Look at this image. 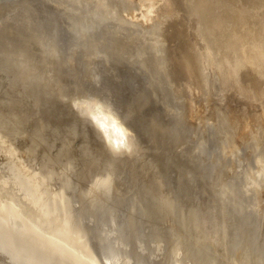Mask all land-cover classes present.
I'll list each match as a JSON object with an SVG mask.
<instances>
[{
    "label": "rangeland",
    "instance_id": "obj_1",
    "mask_svg": "<svg viewBox=\"0 0 264 264\" xmlns=\"http://www.w3.org/2000/svg\"><path fill=\"white\" fill-rule=\"evenodd\" d=\"M31 1V3H30ZM0 2V75L2 77H0V133H2V135L4 136L5 140L11 144H16L18 146V144H20L18 147L23 148V150L20 151V149H18V147L16 146L17 150H19V155L21 154V156H23L22 158L26 161H28L27 163H34L36 162V164L38 163L39 167L36 165L35 167V175H37L38 177L35 176L36 180L33 181L32 179L30 180L29 176L31 177V175L29 174V172H27L26 170L22 169L19 167V165L14 162V158H7L5 155L0 156V198H4V199H0V215L1 217L4 215H8L9 214V223L12 231L10 228H8L7 226H5L2 222H0L2 225V228L0 226V230L1 234L3 232L2 235H0V264H16L14 258L20 262V264H89L90 262H92L91 264H101V263H105V264H113V263H119L121 262V264H126L127 260H131L128 262V264H256V260H257V264H264L263 260H264V248H260L261 246L264 247V234L262 233V231L264 232V177L258 179V173H260V171L258 172L259 166H256V162L255 159L257 158V155L259 154V152L264 156V119H262L260 117L259 119V114L258 117L256 116V113L259 111V109L253 105H247L245 110L242 108V104H244L241 101H237V100H228L226 101L223 105H225V107H230L229 108H225L223 105H221L223 112L228 110V113L225 112L220 114V110L218 112V108L216 107L217 105H215L214 103H212V107L213 105L215 106L214 108L211 107V109H208L206 111V115L204 113L201 114V116H197L195 117H191L189 114V109H188V105L186 100H184L185 102H180V100L183 99V95H181L180 91H176L170 86L172 84L176 85L178 83V85L180 84L179 79L182 82L183 77H186V73L185 75L182 77V79L180 78L183 74L181 73H177V75L179 76V74L181 76H179V78L176 76L177 71H181L179 69H182L181 72H184L185 70H183V62L179 59H177V57L175 58V56L173 55V53L170 51V54L174 57V59L172 60V56L171 59L169 61L170 64L174 69V71L172 70V67H170V72L173 71V73L171 74V76L173 78L169 79L167 78V76L164 74V72L160 71V69L158 68V66H155V62L153 60L152 54L150 53L149 50H145V48H142L139 46V51H137L135 53L138 47V45L136 43V45H134L133 43L131 44V41L128 40H121V38H117L115 36H110L111 41L114 42L118 41L115 43H111L110 41V37L109 39H107V45L103 44L102 48H107V51L105 49L106 52H104V55L108 58L109 60L107 61V64H105L106 62V57L105 59H103L104 61L101 63L102 68H104V71L106 72V74H108V77L110 78V85L113 88V91L116 95L117 100L119 101L126 117L128 118L129 122L131 123L134 132L139 136H137L138 140V144H137V149L134 148L132 150V152H127L128 154H123V153H112L110 152L105 146L103 147V143L101 142V140L99 139V137L96 135V133L93 131V129L91 128V125L89 124V121L87 120L86 117L83 118L84 115L80 114L77 115V111H75V109L72 107L70 101H69V94L68 92L70 91V89H72L74 87V84H72L73 82L69 80V78L74 77V79H82V77L85 75L87 78V75L85 74L86 70L84 68L83 65V56L81 55L82 53L84 54V51L82 49V46L80 45V40L79 37H77L76 33L75 37L73 35V33H70L72 30L69 28V25H65L66 21L64 23V21L62 20L61 17L57 16V15H53L49 12H52L51 10L47 12H44L46 10H42L44 8H41L40 6V1L38 0L36 3V0L32 1V0H27L24 3H20V4H12V3H8L7 2ZM34 3V4H32ZM4 4V6H3ZM37 8H36V6ZM13 5V6H11ZM3 6V7H2ZM10 6V9H9ZM31 6H34V12H33V8ZM13 7V8H12ZM18 7V9L16 8ZM19 7H21V9H19ZM31 7V8H30ZM8 8V9H7ZM28 8V9H27ZM41 8V9H40ZM6 11H5V10ZM16 11H15V10ZM25 9V10H24ZM27 9V11H26ZM38 9V10H37ZM32 10V11H31ZM36 10V11H35ZM11 11V12H9ZM24 11V12H22ZM41 14V11L43 13H45V15L47 14L46 17L39 14ZM13 12V13H12ZM19 12V13H18ZM21 12V13H20ZM28 12V13H27ZM33 12V13H32ZM30 13V14H29ZM38 13V14H37ZM6 14V16H5ZM13 14V15H12ZM20 14V15H19ZM24 14V15H23ZM38 15L35 17V15ZM2 15V16H1ZM27 15V16H26ZM33 16V17H32ZM43 16V17H42ZM9 19H7V18ZM29 19H28V18ZM40 17V19H39ZM52 17V18H51ZM54 17V18H53ZM18 18V19H15ZM35 18V19H34ZM45 18V19H44ZM61 18V19H60ZM6 19V20H5ZM26 19V20H25ZM34 21H33V20ZM45 21H43V20ZM48 19V21H47ZM51 19V20H50ZM55 19V20H54ZM22 20V21H21ZM30 20V21H29ZM58 20V21H57ZM7 21V22H6ZM27 21V22H26ZM37 21V22H36ZM47 21V22H46ZM56 21V22H55ZM26 22V23H25ZM53 22V24H52ZM64 23V24H60V23ZM29 23V24H27ZM31 23V24H30ZM39 23V24H38ZM41 23V24H40ZM46 23V24H45ZM4 24V25H3ZM17 24V25H16ZM25 24V25H24ZM27 24V25H26ZM33 24V25H32ZM36 24V25H34ZM44 24V25H43ZM49 24V26H48ZM56 24H60L59 26ZM40 26L39 28L37 27ZM65 25V26H64ZM5 26V28H4ZM13 26V29H11ZM15 26V27H14ZM18 26V27H17ZM23 26V27H22ZM33 26V28L31 27ZM57 27V30H55V28ZM62 26V27H61ZM64 26V27H63ZM66 26L68 28H66ZM11 27V28H10ZM21 27V28H20ZM44 27V28H43ZM59 27V28H58ZM2 28V30H1ZM32 33H29V30ZM54 28V29H53ZM64 28L65 32L64 31ZM18 29V30H17ZM23 29V30H22ZM35 29V30H34ZM42 30L41 32L38 30ZM47 29V30H46ZM52 32H51V30ZM69 29L71 31H69ZM4 30V31H3ZM12 30V31H10ZM21 30V32H20ZM32 30V31H31ZM55 30V31H54ZM7 31V32H6ZM24 31V32H23ZM27 33H26V32ZM37 31V34H36ZM48 31V32H47ZM17 32V33H16ZM39 32V33H38ZM46 32V33H45ZM67 34H65V33ZM74 32V31H72ZM5 33V35H4ZM14 33V34H13ZM21 33V34H20ZM26 33V34H25ZM41 33V34H40ZM46 35H45V34ZM51 33V34H50ZM54 33V34H53ZM70 33V35H68ZM3 34V35H2ZM13 34V35H12ZM20 34V35H18ZM35 34V35H34ZM50 34V35H47ZM60 34V35H59ZM62 34H63V38H62ZM65 34V35H64ZM7 35V36H6ZM28 35V36H27ZM30 35L32 36V38L30 37ZM5 38H4V37ZM10 36V37H9ZM16 36V37H15ZM35 36V37H34ZM39 36V37H38ZM40 36H43L42 38H40ZM46 36V37H45ZM53 36V37H51ZM57 36V37H56ZM61 36V38H60ZM65 36L67 37L66 39ZM20 37H23L22 39H19ZM29 37V38H28ZM34 37V40H33ZM46 39H45V38ZM73 39V40H71ZM10 38V39H9ZM36 38V39H35ZM38 38V39H37ZM56 38V39H55ZM28 39V41H27ZM44 42L45 46L50 45L51 46H47L52 48L53 43L55 44L54 46H56L58 44V46H56V50L58 53V57L60 56V58L62 59L61 62H59L61 59H59V61H52L50 62V64H52V70H49L47 67L46 69H48L50 71V73H48L49 71L45 69V65L42 63V61H40V52L38 53L36 46H38V44L42 43L41 46L45 47L43 42H38L37 40H39ZM48 39V40H47ZM13 40V41H12ZM21 42H20V41ZM47 40V41H46ZM50 40V41H49ZM54 40V41H53ZM59 40V41H58ZM66 40H70L65 42ZM79 40V41H78ZM116 40V41H115ZM27 41V42H26ZM36 41V42H34ZM47 43H46V42ZM55 41H57V43H55ZM73 41V42H72ZM109 41V42H108ZM121 41V44H120ZM123 41V43H122ZM126 41V42H125ZM4 42V43H3ZM20 42V43H19ZM25 42V43H23ZM64 42V43H63ZM70 42V44H69ZM8 43V44H7ZM11 43V44H9ZM13 43V44H12ZM27 43V44H26ZM65 45H63V44ZM72 43V44H71ZM111 43V44H109ZM117 43L120 44V47H118ZM125 43V44H124ZM127 43V45H126ZM129 43V44H128ZM7 44V45H6ZM20 49H19V45ZM26 44V45H25ZM33 44V45H32ZM37 44V45H36ZM39 44V45H40ZM47 44V45H46ZM60 44V45H59ZM83 44V43H81ZM13 45V48L12 46ZM30 45V48H29ZM70 45V46H69ZM75 47H74V46ZM78 45V46H77ZM82 49V52H80V46ZM110 46V49L108 48ZM125 47H124V46ZM133 45V47H132ZM6 46V48H5ZM9 46V50L7 49ZM16 46V47H15ZM64 46V47H62ZM108 46V47H105ZM123 46V47H122ZM128 46L130 48L131 52H128L129 48L126 47ZM28 47V48H27ZM64 49H62V48ZM69 47V48H68ZM111 47H114L113 49H111ZM116 47V48H115ZM118 47V48H117ZM170 47V46H169ZM77 48V49H76ZM79 48V49H78ZM103 48V49H104ZM121 48V51H120ZM127 49V51L125 49ZM134 48H136L135 50H133ZM4 49H6L4 51ZM25 49V50H24ZM49 49V48H48ZM73 49V51H72ZM119 49V50H118ZM143 49L145 51V53H147L146 55H142V53L144 54ZM2 50V51H1ZM15 50V51H13ZM20 52H19V51ZM62 50V51H61ZM79 50V51H77ZM110 50V51H109ZM113 50V51H112ZM115 50V51H114ZM118 50V51H117ZM9 51V52H8ZM23 51V52H21ZM33 51V52H32ZM36 51V52H35ZM124 51V52H123ZM142 51V53H141ZM149 51V52H146ZM13 52V54L11 53ZM62 52V53H61ZM65 52H69V53H65ZM71 52V53H70ZM76 52V53H75ZM79 52V53H78ZM113 52V53H110ZM117 52L119 53H124L119 55L117 54ZM128 54L130 55H127ZM141 55L143 57H148L149 53L151 55V57L149 56V58L147 59V61L144 60V58L142 60H144L142 66V60L141 58L139 60H134V58H132V55H134L133 57H135L136 55ZM16 53V54H15ZM38 53V54H36ZM61 53V54H59ZM107 53V54H105ZM110 53V54H109ZM5 54V55H4ZM7 54V55H6ZM63 54V55H62ZM75 54L77 55L78 58H76ZM111 56H109V55ZM113 56H112V55ZM9 55V57H8ZM12 55V56H11ZM23 55V56H22ZM41 55V54H40ZM66 55V56H65ZM69 55H72L69 56ZM124 55V56H123ZM137 55V56H138ZM140 55V56H141ZM11 56V57H10ZM15 56V58H14ZM28 56V57H27ZM135 57V59H137L138 57ZM22 57V58H21ZM39 57V58H38ZM64 57V58H63ZM66 57V58H65ZM117 61H116V59ZM124 57V58H123ZM126 57H128L126 59ZM29 58V59H28ZM32 58V59H31ZM73 59V62L69 60ZM82 58V60H80ZM107 58V59H108ZM131 58V62L130 59ZM152 58V59H151ZM3 59V60H2ZM22 59V60H21ZM28 59V60H27ZM37 62H36V60ZM68 59V60H66ZM79 59V60H78ZM111 59V60H110ZM114 59V60H113ZM121 59H125L124 61ZM21 60V61H20ZM78 60V61H77ZM177 60V61H176ZM4 61V62H3ZM17 61V62H16ZM27 61V62H26ZM34 61V62H33ZM64 61V62H63ZM66 61V62H65ZM83 61V62H82ZM133 61V64H131ZM138 61V62H137ZM140 61V63H139ZM149 61H152L149 63ZM172 61V62H171ZM173 61H175L173 63ZM58 64H57V63ZM72 62V63H71ZM82 62V63H81ZM113 62V63H112ZM121 62V64H120ZM135 62V63H134ZM179 62V65L177 66L176 64ZM6 63V64H5ZM13 63V64H12ZM26 63V64H25ZM28 63V64H27ZM34 65L35 64H39L38 65ZM56 65H55V64ZM74 63V65H73ZM79 65H78V64ZM119 63V64H118ZM130 63V64H129ZM148 64V68L149 67H157L156 69L154 68H149L151 71H153V74L156 76L154 78V76L151 74L152 72L147 69V66L144 65ZM153 63L154 65L152 66ZM65 64V65H64ZM77 64V67L80 66V68L75 67V65ZM82 64V65H81ZM123 64V65H122ZM127 64V65H126ZM139 64V65H138ZM181 64V65H180ZM9 65V66H7ZM15 65V66H14ZM29 67H28V66ZM42 65V66H40ZM60 65V66H59ZM71 65V66H69ZM133 65V68L132 66ZM176 65V66H175ZM31 66V67H30ZM62 66V67H61ZM66 68H65V67ZM110 66V67H109ZM112 66H114L113 68H111ZM118 66V67H117ZM130 68H129V67ZM139 66V67H138ZM182 68H179L181 67ZM7 67V68H6ZM9 67V69H8ZM20 67V68H19ZM64 67V69H63ZM69 67V68H68ZM72 67V68H70ZM118 69H117V68ZM122 67V68H121ZM135 67V68H134ZM144 69H143V68ZM2 68V69H1ZM12 68V70H11ZM17 68V69H16ZM43 68V70H42ZM57 68V69H56ZM68 68V69H67ZM108 68V69H107ZM127 68V69H126ZM141 68L143 70H141ZM7 69V71H6ZM29 69V70H28ZM35 69V71H34ZM56 69V72H54ZM62 69V70H60ZM69 69H71V72ZM78 69V70H76ZM115 69V70H114ZM117 69V70H116ZM123 69V70H122ZM130 69V70H129ZM134 69V70H133ZM147 69V70H145ZM9 70V71H8ZM19 70V71H18ZM22 70V71H21ZM40 70V72H39ZM67 70V71H66ZM80 70V71H79ZM111 70V72H109ZM120 70V71H119ZM140 72H139V71ZM14 71V72H13ZM16 71V72H15ZM38 71V72H37ZM44 71H46L44 73ZM48 71V72H47ZM54 73H53V72ZM58 71V72H57ZM60 71V72H59ZM70 71V72H69ZM123 71V72H122ZM127 71V72H125ZM130 71V73L128 74V72ZM147 73H146V72ZM160 71V72H159ZM9 72V73H8ZM117 72V73H116ZM119 72V74H118ZM155 72V73H154ZM22 73V75H21ZM48 73V74H47ZM62 73V74H61ZM79 73V74H78ZM115 73V74H114ZM136 73V74H133ZM152 76V81H151V76ZM162 75H161V74ZM175 73V74H174ZM4 74V75H3ZM52 74V75H51ZM61 74V75H60ZM65 74V75H64ZM81 74V76H79ZM144 74V75H142ZM175 78H174V75ZM28 75V76H27ZM43 75V76H42ZM48 75V76H47ZM55 75V76H53ZM63 75V77H62ZM69 75V76H68ZM73 75V76H72ZM75 75V76H74ZM79 77H78V76ZM121 75V76H120ZM165 75V77H164ZM46 76L48 78H46ZM50 76V77H49ZM53 76V77H52ZM59 76V77H58ZM66 76V77H64ZM84 76V77H85ZM115 76V77H114ZM129 76V77H126ZM142 76V77H141ZM160 76V77H159ZM163 76V78H162ZM23 77V78H22ZM28 77V78H27ZM58 77V78H57ZM83 77V78H84ZM120 77V78H119ZM132 77V78H131ZM134 77V81L133 80ZM156 77L158 78L156 81ZM176 77L178 79H176ZM40 78V79H39ZM42 78V79H41ZM54 78V79H53ZM56 78V79H55ZM116 78V79H115ZM128 80H127V79ZM139 78V79H137ZM160 78V79H159ZM162 78V79H161ZM38 79V80H37ZM49 79V81H48ZM113 79V80H112ZM116 82H115V80ZM121 79V81H120ZM132 79V80H130ZM173 79L177 80V83L173 81ZM185 79V78H184ZM10 80V81H9ZM13 82H12V81ZM23 80V84L22 81ZM30 80V81H29ZM85 80V78H84ZM118 80V81H117ZM161 80V81H159ZM167 80V82H166ZM44 81V82H43ZM75 81V80H73ZM77 81V80H76ZM75 81V82H76ZM114 81V82H113ZM120 81V82H119ZM134 81V82H133ZM145 81V82H144ZM173 81V82H170ZM52 82V83H51ZM57 82V83H56ZM71 82V83H70ZM74 82V83H75ZM83 82V79H82ZM81 81H79V83L83 84ZM86 84L87 82L84 81ZM124 82V83H123ZM128 84L126 85L125 84ZM133 82V85H132ZM144 82V85L143 83ZM154 82V83H153ZM161 85L158 84V83ZM161 82V83H160ZM164 82V83H163ZM166 82V84H165ZM6 83V84H5ZM13 83V86H12ZM27 83V84H26ZM30 83V84H29ZM40 83V84H37ZM50 83V84H49ZM54 83V84H53ZM56 83V86H55ZM63 83V84H62ZM119 83V84H118ZM141 83V84H140ZM150 85H148V84ZM176 83V84H175ZM3 84V86H2ZM61 84V89L60 90V85ZM68 84V85H66ZM71 84L73 86H71ZM146 84V86H145ZM169 84V85H168ZM19 85V86H18ZM29 85V86H28ZM53 85V86H52ZM59 85V86H58ZM65 85V86H63ZM69 85L71 86L70 88ZM120 85V86H119ZM142 85V86H141ZM154 85V86H153ZM156 85V86H155ZM157 85L158 88H157ZM165 85L169 86L167 88V86L165 87ZM10 86V87H9ZM47 86V87H46ZM125 86V87H124ZM128 86V87H126ZM137 86V87H136ZM141 87V88H138ZM152 86V87H150ZM166 88V90L163 88ZM21 87V88H20ZM66 87V88H65ZM83 87H88V86H83ZM117 87V88H116ZM130 87V89H129ZM134 87V88H133ZM154 87V88H153ZM171 87V88H170ZM23 88V89H22ZM31 88V89H30ZM54 88V89H53ZM150 88V89H148ZM2 89V90H1ZM9 89V90H8ZM29 89V90H28ZM38 89V90H37ZM47 89V90H45ZM69 89V90H68ZM123 89V90H122ZM132 89V90H131ZM137 91H134V90ZM140 89V90H139ZM142 89V90H141ZM147 89V90H146ZM156 89V91H154ZM164 89V91L166 93H169L170 95L166 94L164 91H162ZM171 89V90H170ZM172 89L174 91H172ZM7 90V91H6ZM28 90V91H26ZM32 90V91H30ZM49 90V91H48ZM120 90V91H119ZM144 90V92H143ZM154 92H153V91ZM158 90V91H157ZM161 90V91H160ZM72 91V90H71ZM70 91V93H71ZM117 91V92H116ZM123 91V92H122ZM125 91V92H124ZM129 91V92H128ZM133 91V92H132ZM145 91H148L145 93ZM172 91V92H171ZM6 92V93H5ZM51 92V93H50ZM124 94H122V93ZM128 92V93H126ZM131 92V93H130ZM139 94H138V93ZM143 92V93H140ZM157 92V93H155ZM164 95H163V93ZM174 92L176 94H174ZM30 93V94H29ZM66 93V94H64ZM120 93V94H118ZM126 93V94H125ZM135 93V94H134ZM137 93V94H136ZM160 93V94H159ZM172 93V94H171ZM20 94V95H19ZM27 94V95H26ZM64 94V95H63ZM68 94V96H67ZM133 95V97H131V95ZM141 94V97H140ZM159 94V95H158ZM178 94L180 96H178ZM4 95V96H3ZM11 95V97H10ZM39 95V96H38ZM59 95V96H58ZM62 95V96H61ZM124 95V96H123ZM128 95V96H127ZM137 95V96H136ZM151 95H153L151 98ZM157 95V96H154ZM167 95V96H166ZM178 96V97H175ZM19 96V97H18ZM22 96V97H21ZM32 98H31V97ZM120 96V97H119ZM135 96L137 98H135ZM139 96V97H138ZM146 100H145V98ZM159 96V97H158ZM160 96H162L160 98ZM174 96V97H173ZM18 97V98H17ZM35 97V98H34ZM38 97V99H37ZM66 99V101H64V99ZM67 97V98H65ZM123 97V100H122ZM125 97V98H124ZM130 97V98H129ZM144 100H142L143 98ZM148 97V99H147ZM166 97V99L164 98ZM168 97L170 99H168ZM62 98V99H61ZM119 98V99H118ZM127 98V99H126ZM181 98V99H180ZM32 99V100H31ZM56 99V100H54ZM141 99V100H140ZM160 99V100H159ZM162 99V100H161ZM166 101H164V100ZM175 99V100H173ZM180 99V100H179ZM185 99V98H184ZM16 100V101H15ZM20 100V101H19ZM39 100V101H38ZM42 100V102H41ZM135 100V101H134ZM137 100V101H136ZM150 103H149V101ZM155 100V101H154ZM179 104L178 103V101ZM22 101V103H21ZM37 101V102H36ZM64 101V102H63ZM140 101V102H139ZM147 102L144 103L143 102ZM161 101V102H160ZM170 101V102H168ZM176 101V102H175ZM183 101V100H182ZM18 102V103H17ZM20 102V103H19ZM34 102V103H32ZM68 102V103H67ZM132 102V103H131ZM153 102V103H152ZM158 103L157 105L155 104ZM236 102V103H234ZM238 102V104H237ZM10 103V104H9ZM15 103V104H14ZM28 103V104H27ZM70 103V104H69ZM124 103V104H123ZM129 104V107L127 104ZM140 103V104H139ZM175 103V105H174ZM177 103V104H176ZM230 103V104H227ZM233 103V104H232ZM3 104V105H2ZM5 104V105H4ZM9 104V105H8ZM23 104V105H22ZM37 104V105H36ZM61 104V105H60ZM68 104V105H67ZM131 104V105H130ZM136 104H138L136 106ZM151 104V107H150ZM154 104V105H153ZM171 104V105H170ZM183 104V105H182ZM185 104V105H184ZM240 108L241 106V110L243 109V111L238 110L239 108L236 107L237 105ZM8 105V106H6ZM16 105V106H15ZM21 105V106H20ZM136 109H135V107ZM174 105V106H173ZM234 105V108H232V106ZM236 105V106H235ZM38 106V107H37ZM41 106V107H40ZM125 106V107H124ZM133 106V107H132ZM140 106H142L140 108ZM155 106V107H154ZM170 106V107H169ZM173 106V107H172ZM249 106V107H248ZM24 107V108H23ZM28 107V108H27ZM144 107V108H143ZM149 107V109H148ZM162 107V108H161ZM172 107V108H171ZM179 107V108H178ZM183 107V108H182ZM257 108V110L255 111V109ZM10 108L12 110H10ZM68 108V109H67ZM129 108V109H128ZM131 108V109H130ZM133 108V109H132ZM139 108V111H137ZM143 108V109H142ZM147 108V109H145ZM165 108V109H164ZM177 108V110H176ZM182 108V109H181ZM187 108V109H185ZM215 108H217L215 110ZM233 110H232V109ZM251 108V109H250ZM16 109V110H15ZM36 109V110H35ZM72 109V110H71ZM74 109V111H73ZM127 109V110H125ZM135 109V110H134ZM143 111H141V110ZM158 109V110H157ZM170 109V110H169ZM175 109V110H174ZM213 109V113H211ZM221 109V108H220ZM221 109V110H222ZM4 110V111H3ZM8 110V111H7ZM132 110V112H131ZM149 110V111H148ZM173 110V111H172ZM188 110V111H187ZM249 110H253V112L249 111ZM18 111V112H17ZM32 111V113H31ZM61 111V112H60ZM135 111V112H134ZM137 111V112H136ZM179 111V112H178ZM188 113H186V112ZM230 111V113H229ZM232 111V113H231ZM237 111H239L240 113L242 112V116H250L252 115V119L251 117H248V124L250 125L248 127L250 128H246L244 132L242 133H238L236 131H238V127L239 123L241 120H234L236 119L234 116H238ZM246 111V112H244ZM17 112V113H16ZM21 112V113H20ZM42 112V113H40ZM69 112V113H68ZM131 114H130V113ZM139 112V113H138ZM145 112V113H144ZM167 112V114H166ZM186 114H185V113ZM218 112V113H216ZM244 112V114H243ZM250 112L252 114H250ZM136 113V114H135ZM142 113V114H140ZM151 113V114H150ZM156 113V115H155ZM183 115L181 116L180 115ZM216 113V114H215ZM23 114V116H22ZM40 114V115H39ZM129 114V115H128ZM153 114V115H152ZM178 115V116H174V115ZM187 114L189 117H187ZM213 114V116L211 115ZM224 114V115H223ZM226 114H228L229 116H227ZM255 114V117L254 115ZM9 115V116H8ZM30 115V116H29ZM82 115V116H80ZM133 115H135L134 117H132ZM140 115V116H139ZM169 115V116H168ZM173 115V116H172ZM211 118L210 120L208 119V116ZM212 117H211V116ZM34 116V117H33ZM75 116V117H74ZM146 116V117H145ZM161 116V118H160ZM218 120H217V118ZM222 116H226V118H222L225 119V121L222 122V120H220ZM36 117V118H35ZM137 117V118H136ZM141 117V118H140ZM185 117V118H184ZM200 117H204L205 119H208L209 121L205 120V119H199ZM207 117V118H206ZM215 117V118H214ZM228 117V118H227ZM230 117H234L233 119H231ZM18 118V119H17ZM28 118V119H27ZM35 118V119H34ZM131 118V119H130ZM136 118V119H135ZM143 118V120H142ZM190 118V119H189ZM220 118V119H219ZM230 118V119H229ZM244 118V117H243ZM257 118V120H256ZM33 119V120H32ZM44 119V120H43ZM65 119V120H64ZM149 119V120H148ZM179 119V121L177 120ZM192 119V120H191ZM215 119V120H214ZM4 120V121H3ZM19 120V121H18ZM40 120V121H39ZM83 120V121H81ZM137 120V121H136ZM140 120V121H139ZM162 120V121H161ZM185 120V121H184ZM200 120V121H198ZM205 120V122H204ZM218 124H216L217 122ZM233 121L234 123H230V121ZM251 120H253L254 123L251 122ZM258 120L261 122H258ZM263 120V121H262ZM23 121V122H21ZM30 121V122H29ZM36 121H38L36 123ZM81 121V122H80ZM85 121V122H84ZM88 121V122H87ZM137 123H136V122ZM175 121V122H174ZM197 123H194V122ZM203 121V123L201 122ZM207 121V122H206ZM213 121L211 124L209 122ZM229 122L228 126L230 125V128L228 127H224V125H227V123ZM16 122V123H15ZM19 122V123H18ZM28 122V123H27ZM34 122V124H33ZM45 122V123H44ZM80 122V123H79ZM87 122V123H86ZM140 122V124H139ZM145 122V123H144ZM152 122V123H151ZM174 122V123H173ZM193 122V123H191ZM200 122V123H198ZM224 123V125H222V123ZM251 122V124H249ZM258 122V123H255ZM25 123V124H24ZM44 123V124H43ZM134 123V124H133ZM181 123V124H180ZM188 123V124H187ZM207 123V124H206ZM210 125H209V124ZM221 123V124H220ZM238 123V126H236ZM261 123V124H260ZM43 124V125H41ZM76 124V126H75ZM158 124V125H157ZM183 124V125H182ZM190 124V125H189ZM196 124V125H195ZM199 124V126H197ZM206 124V126H205ZM233 126H232V125ZM236 124V125H235ZM13 125V126H12ZM20 127H19V126ZM23 125V126H22ZM57 125V126H56ZM136 125V126H135ZM147 125V126H145ZM181 125V126H180ZM195 125V126H194ZM208 125V126H207ZM255 125H257V127H255ZM259 125V127H258ZM16 126V127H15ZM88 126V127H87ZM141 126V127H140ZM143 126V127H142ZM168 126V127H167ZM215 126V127H214ZM220 126L224 127V129H222V127L220 128ZM24 127V128H23ZM42 129H41V128ZM77 127V128H75ZM149 127V128H148ZM162 127V128H161ZM177 127V128H176ZM182 127V128H181ZM212 127V128H211ZM262 127V128H261ZM18 128V129H17ZM38 128V129H37ZM138 128V129H137ZM141 128V129H139ZM174 128V129H173ZM192 128V129H191ZM199 130H198V129ZM201 128V129H200ZM204 128V130L202 129ZM210 128V129H208ZM215 128V129H214ZM220 128V129H219ZM226 128V129H225ZM236 128V131H235ZM261 128V129H260ZM8 129V130H7ZM17 129V130H16ZM20 129V130H19ZM33 129V130H32ZM44 129V130H43ZM143 129H146L143 131ZM184 129V130H183ZM217 129V130H216ZM222 129V130H221ZM253 129V130H252ZM30 130V131H29ZM37 130V131H36ZM40 130V131H39ZM66 130V131H65ZM71 130V131H70ZM76 130V131H75ZM83 130V131H82ZM138 130V131H137ZM149 130H151V133ZM186 130V132H185ZM198 130V131H197ZM214 130V131H213ZM226 130V131H224ZM249 130V131H248ZM257 130V131H256ZM18 131V132H17ZM34 131V132H33ZM89 131V132H88ZM138 133H137V132ZM143 131V133L141 132ZM174 131V132H173ZM178 131V132H177ZM184 131V132H183ZM191 131V132H189ZM202 131V133H200ZM204 131V132H203ZM211 133H210V132ZM222 131V132H221ZM4 132V133H3ZM8 132V133H6ZM25 132V133H24ZM28 132V133H27ZM54 132V133H53ZM59 132V133H58ZM73 132V133H72ZM145 133V135H143ZM151 134H150V133ZM172 132V133H171ZM182 134H181V133ZM196 132V133H195ZM209 132V133H207ZM217 132V133H216ZM231 132V133H230ZM246 132V133H245ZM249 132V133H248ZM256 135H255V133ZM258 132V133H257ZM262 134H260V133ZM19 133V134H18ZM47 133V134H46ZM52 133V134H50ZM68 133V134H67ZM167 133V134H165ZM214 133V134H213ZM236 133V134H235ZM245 133V134H244ZM6 134V135H5ZM25 134V135H24ZM44 134V135H43ZM65 134V135H64ZM76 136H75V135ZM146 134H149L146 136ZM177 134V137H176ZM203 137H201L200 136ZM210 134H212V138H210L211 136H209ZM219 134L222 135L219 137ZM244 134V135H243ZM10 135V136H9ZM14 135V136H13ZM16 135V137H15ZM18 135V136H17ZM21 135V136H20ZM27 135V136H26ZM61 135V136H60ZM63 135V138H62ZM80 135V136H79ZM142 135V136H141ZM153 135L154 138H153ZM187 135V136H186ZM189 135V136H188ZM195 135V136H194ZM198 135V136H196ZM228 135V136H227ZM250 135V136H249ZM262 139H261V136ZM1 136V134H0ZM2 136V137H3ZM8 136V137H6ZM24 136V137H23ZM38 136V137H37ZM47 136V137H46ZM71 136V137H70ZM75 136V137H74ZM93 138H92V137ZM144 136V137H143ZM191 136V137H190ZM243 136V137H242ZM45 137V138H44ZM59 137V138H58ZM66 137L68 139H66ZM73 137V138H72ZM78 139H77V138ZM146 137V138H145ZM170 137V138H169ZM180 137V138H179ZM190 137V138H189ZM228 139H227V138ZM238 137V139H237ZM252 137V139H250ZM255 137V138H254ZM11 138V139H10ZM21 138V139H20ZM24 138V139H23ZM76 138V139H75ZM141 138V139H140ZM153 139V141L151 142V139ZM218 138V139H216ZM226 138V139H225ZM242 138V139H241ZM254 138V139H253ZM258 138V139H256ZM28 139V140H27ZM50 139V140H49ZM53 139V140H52ZM65 139V140H64ZM89 139V140H88ZM92 139V140H91ZM95 139V142H94ZM97 139V140H96ZM143 139V140H142ZM149 139V140H148ZM161 139V140H160ZM189 139V140H188ZM196 139V140H195ZM213 139V141H212ZM215 139V140H214ZM259 139H261L259 141ZM18 140H20V142L18 143ZM37 140V141H36ZM57 140V141H56ZM71 140V142H70ZM145 140V141H144ZM157 140V141H155ZM194 140V141H193ZM200 140V142H199ZM202 140V141H201ZM205 140V141H204ZM230 140V141H228ZM237 140V141H235ZM33 141V142H32ZM50 141V142H49ZM92 141V142H91ZM144 141V142H142ZM160 141V143H159ZM172 141V142H169ZM196 141V142H195ZM208 141V142H207ZM212 141V142H211ZM216 141V142H215ZM228 141V142H227ZM256 143H254V142ZM23 142V144H21ZM31 144H30V143ZM44 142V143H43ZM58 142V143H57ZM62 142V143H61ZM163 142H165V145L161 144ZM169 142V143H168ZM188 142V143H187ZM191 142V143H190ZM195 144H194V143ZM207 144H206V143ZM210 142V144H209ZM220 142V143H219ZM226 142V143H225ZM230 142V143H229ZM247 142V143H246ZM18 143V144H17ZM46 143V144H45ZM70 145H69V144ZM98 143V144H97ZM155 143V144H154ZM172 143V145L170 144ZM206 145H205V144ZM214 143V144H213ZM216 143V144H215ZM219 143V144H218ZM228 143V144H227ZM241 143V144H240ZM250 143V144H248ZM34 144V145H33ZM38 144H40L39 146H37ZM43 144V145H42ZM56 144V145H54ZM95 144V145H94ZM148 144V145H147ZM150 144V145H149ZM154 144V146H153ZM157 144L159 147H157ZM199 144V145H198ZM213 144V145H212ZM230 144V145H229ZM239 144V145H238ZM247 144V145H246ZM22 145V146H21ZM25 145V146H24ZM47 145V146H46ZM97 145V146H96ZM139 145V147H138ZM147 145V146H145ZM170 148H168V146ZM187 145V146H186ZM210 148H209V146ZM214 145H218L216 148L214 147ZM225 145L227 147H225ZM238 149H243V151H240ZM242 145V146H241ZM32 146V147H31ZM46 146V147H45ZM92 146V147H91ZM96 146V147H95ZM102 148H101V147ZM162 146V147H161ZM165 146V147H164ZM178 146V147H177ZM184 148H182V147ZM193 146L195 148H193ZM198 146V147H197ZM203 146V148L201 147ZM207 148H206V147ZM221 148H220V147ZM231 146V147H228ZM26 149H25V148ZM30 151H29V149ZM35 147V148H33ZM56 147V148H55ZM141 147V148H140ZM145 147V148H144ZM149 147V148H148ZM154 147V148H153ZM157 147V149H155ZM202 149H200V148ZM223 147V148H222ZM40 148V149H39ZM61 148V149H60ZM67 148V149H66ZM76 148V149H75ZM96 148V149H95ZM153 148V149H152ZM161 148V149H160ZM168 148V149H167ZM182 148V149H181ZM199 148V149H198ZM214 148V149H213ZM228 148V149H227ZM232 150H231V149ZM245 148V150H244ZM52 149V152L51 150ZM54 149V151H53ZM64 149V150H63ZM66 149V150H65ZM72 149V150H71ZM103 149V150H102ZM136 149V150H135ZM142 149V150H140ZM144 149V150H143ZM148 149V150H147ZM150 149V150H149ZM180 149V150H179ZM197 149V151H196ZM205 149V150H204ZM215 151H213V150ZM241 149V150H242ZM27 150V151H26ZM34 150V152H33ZM43 150V151H42ZM70 151L68 153V151ZM96 150V151H95ZM135 150V151H134ZM160 150V151H158ZM166 150V151H165ZM169 152H168V151ZM201 150V151H200ZM209 150V151H207ZM224 150V151H223ZM227 150V151H226ZM238 150V151H237ZM67 151V152H66ZM89 151V152H88ZM139 151V152H138ZM145 151V153H144ZM147 151V152H146ZM154 151V152H153ZM163 151V153H162ZM165 151V154H164ZM180 151V152H179ZM211 151V152H210ZM218 151V153H217ZM226 151V152H225ZM234 151V152H233ZM236 151V152H235ZM246 153H245V152ZM60 152V153H59ZM65 152V153H64ZM95 154H93V153ZM98 152V153H97ZM172 152V153H170ZM179 152V153H178ZM194 152V153H193ZM197 152V153H196ZM201 152V154H200ZM205 154H204V153ZM213 152V154H212ZM221 152L222 155H221ZM257 152V153H256ZM48 153V154H47ZM56 153V154H55ZM59 153V154H58ZM69 155H68V154ZM90 153V154H89ZM105 153V154H104ZM149 155H148V154ZM159 153V154H158ZM215 153V154H214ZM227 154H229L228 157ZM231 153V154H230ZM235 153V154H234ZM240 153V154H239ZM8 154V153H7ZM30 154V155H29ZM46 154V156H45ZM63 154H66L63 155ZM101 154V155H100ZM113 154V155H111ZM137 154L140 156L136 157ZM143 156H142V155ZM161 154V155H160ZM176 154V155H175ZM200 154V155H199ZM210 154V155H208ZM219 154V155H218ZM242 154V155H241ZM244 154V157H243ZM253 154V155H252ZM256 154V155H255ZM58 155V156H57ZM64 157H63V156ZM72 155V156H71ZM90 155V156H88ZM111 155V157H110ZM128 155V156H127ZM145 155V156H144ZM159 155V156H158ZM204 155V156H203ZM207 155V156H206ZM216 155V156H214ZM222 157H221V156ZM223 155H226L223 156ZM4 156V157H3ZM37 156V157H36ZM44 156V157H43ZM113 156V157H112ZM135 156V157H133ZM168 156V157H167ZM171 156V157H170ZM172 156H174L175 158H172ZM206 156V157H205ZM239 156V157H238ZM255 156V157H253ZM260 156V155H259ZM258 156V157H259ZM7 159H6V158ZM8 157H10V155L8 154ZM40 157V159H39ZM49 157V159H48ZM55 157V158H54ZM63 157V158H61ZM75 157V158H74ZM89 157V158H88ZM117 157V158H116ZM168 159H167V158ZM170 157V158H169ZM200 157V158H199ZM206 159H205V158ZM216 158V160L214 158ZM238 157V158H237ZM242 157V158H241ZM262 157V156H261ZM4 158V159H3ZM46 158V159H45ZM54 158V159H53ZM59 158V159H58ZM71 158V159H70ZM96 160H95V159ZM128 158V159H127ZM211 158V159H210ZM224 161H223V159ZM227 158V159H225ZM246 158V159H244ZM260 158V157H259ZM263 158V157H262ZM29 159V160H28ZM63 159H67V160H63ZM69 159V160H68ZM91 159V160H90ZM101 159V160H100ZM114 159V160H113ZM177 160V163L174 161ZM212 159H214L212 161ZM221 159V160H220ZM230 159V160H229ZM233 159V160H232ZM237 159V160H236ZM251 159V161H250ZM10 160V161H9ZM22 160V161H24ZM50 160V162L48 161ZM58 162H57V161ZM62 160V161H61ZM109 162H108V161ZM117 160V161H116ZM136 160V161H135ZM148 160V161H147ZM151 160V161H150ZM154 160V161H153ZM164 160V161H163ZM170 160V161H169ZM202 160V161H201ZM209 162H208V161ZM240 160V161H238ZM243 162H242V161ZM258 160V158L256 159ZM264 160V159H263ZM45 161V162H44ZM59 161L61 164H59ZM107 161V162H106ZM167 161V162H166ZM171 161L173 162L171 164ZM221 161V162H220ZM223 161V162H222ZM233 161V162H232ZM236 161V162H235ZM13 162V163H12ZM68 162V163H67ZM75 162V163H74ZM93 164H92V163ZM151 162V163H150ZM154 162V164H153ZM170 162V163H168ZM213 162V163H212ZM240 162V163H239ZM254 162V163H253ZM4 163V164H3ZM12 163V164H11ZM42 163V164H41ZM44 163V166H43ZM53 163V164H52ZM57 163V164H56ZM74 163V164H73ZM88 163V164H87ZM96 163V164H95ZM144 163V164H143ZM147 163V164H146ZM149 163V164H148ZM165 163V165H164ZM168 163L169 167L166 165ZM215 163V164H214ZM225 165H224V164ZM236 163V164H235ZM239 163V164H238ZM242 163V165H241ZM253 163V164H252ZM258 163V162H257ZM50 164V165H49ZM52 164V165H51ZM55 164V165H54ZM63 164V166H62ZM95 164V165H94ZM99 164V166H98ZM118 164V165H117ZM171 164V165H170ZM212 166H211V165ZM221 164V165H220ZM230 164V165H229ZM244 164V165H243ZM251 164V165H250ZM264 164V163H263ZM49 165V166H48ZM84 165V166H83ZM145 165V166H144ZM173 165V167H172ZM177 165V166H176ZM208 165V166H206ZM216 165V166H215ZM228 165V166H227ZM239 165V166H238ZM258 165V164H257ZM14 166V167H13ZM16 166V168H15ZM165 166H167L165 168ZM223 166V170L221 169ZM227 166V168H226ZM235 166V168H234ZM241 166H243L241 168ZM8 167V168H7ZM50 167V168H49ZM53 167V169H52ZM59 167V168H58ZM156 167V168H155ZM171 167V168H170ZM215 167V168H214ZM218 167L221 169L219 170ZM230 167V168H229ZM245 167V168H244ZM19 168V169H18ZM37 168V170H36ZM165 168V170H164ZM179 168V169H178ZM185 168V169H184ZM190 168V169H189ZM202 168V169H201ZM211 168V169H209ZM217 168V169H216ZM226 168V169H225ZM232 168V169H231ZM11 169L13 171H11ZM17 171V173H15V170ZM43 169V170H42ZM50 171H49V170ZM56 169V170H55ZM142 169V170H141ZM161 169V170H160ZM177 169V170H176ZM218 170V172L216 173L215 171ZM242 171L241 173L238 172ZM242 169V170H241ZM253 169V170H252ZM257 169V170H255ZM20 173H19V171ZM23 170V171H22ZM38 170L40 172H38ZM48 170V171H47ZM55 170V171H54ZM59 170V171H58ZM61 170V172H60ZM64 170V171H63ZM116 170V171H115ZM264 170V168H263ZM8 171V172H7ZM42 171L44 173H42ZM53 172V175L52 172ZM75 171V172H74ZM100 171V172H99ZM162 171V172H161ZM168 171V172H167ZM178 171V172H176ZM223 171V172H221ZM225 171V172H224ZM230 171V172H229ZM245 171V172H244ZM254 171V172H253ZM262 171V170H261ZM26 172V174H24ZM37 172V173H36ZM46 172V174H45ZM48 172V173H47ZM56 172V175H55ZM86 172V173H85ZM126 172V173H125ZM131 172V173H130ZM148 172V173H147ZM161 172V173H160ZM174 174H171V173ZM176 172V173H175ZM183 176H182V174ZM187 172V173H186ZM194 172V173H193ZM206 172V173H205ZM228 172V173H227ZM238 172V173H237ZM250 172L255 173V176L257 177V182L259 181L260 185H258L259 188H252L253 186L251 184H249V176L248 178L246 177L247 174ZM258 172V173H256ZM4 173V174H3ZM41 175H40V174ZM74 173V174H73ZM78 173V174H77ZM151 173V174H150ZM160 173V175H159ZM167 173V174H166ZM170 173V176H169ZM179 173V176H178ZM190 173V174H188ZM235 173V174H234ZM263 173V172H262ZM260 173V175L262 174ZM17 177L14 178L16 180H18L19 177V181L24 182L22 184L23 186V190H20V192L17 190V187L15 190H13V186H14V179H12V181L10 180V178L15 177V175ZM22 174L23 178L19 175ZM48 174V175H47ZM52 178H51V176ZM69 174V175H68ZM102 174V175H101ZM120 174V175H119ZM166 174V175H165ZM176 174V175H175ZM186 174V175H185ZM208 174V175H207ZM220 174V175H219ZM228 176H227V175ZM241 176H240V175ZM246 174V176H245ZM12 175V176H11ZM19 175V176H18ZM62 175V176H61ZM73 175V176H72ZM154 175V176H153ZM162 175V177H160ZM185 175V176H184ZM188 175V177H187ZM190 175V176H189ZM226 175V176H225ZM234 178H233V176ZM239 175V176H237ZM245 176L244 178L242 177ZM259 175V177H262ZM8 178H7V177ZM28 176V177H27ZM54 176V177H53ZM89 176V177H88ZM101 176V177H100ZM131 176V177H130ZM169 176V178H168ZM214 176V177H212ZM218 176V177H217ZM10 177V178H9ZM26 177V178H24ZM40 177L42 178L40 180L38 184L37 181H39ZM62 177V178H61ZM128 177V178H127ZM175 177V179L173 178ZM237 177V178H235ZM8 179V180H5ZM39 178V179H38ZM49 178H51L49 180ZM58 178V179H57ZM66 178V179H65ZM89 178V179H88ZM179 178V180H178ZM217 178V181H216ZM228 178V179H226ZM23 179V180H21ZM55 179V180H54ZM93 179H96L93 180ZM155 179V180H154ZM161 181H160V180ZM164 179V180H163ZM169 179V180H168ZM195 179V180H194ZM208 179V180H207ZM226 179V180H225ZM235 179V180H234ZM241 179V181H240ZM5 180V181H3ZM44 180V181H43ZM51 182H49V181ZM62 182H61V181ZM85 180V181H84ZM168 180V181H167ZM171 180V181H170ZM213 180V182H212ZM220 180V181H219ZM233 182V183H231ZM234 180V181H233ZM239 180V181H238ZM243 180V181H242ZM245 180V181H244ZM11 181V182H10ZM27 181V182H26ZM42 181L45 182V184H43L42 186ZM53 181V183H52ZM56 183H55V182ZM60 181V182H59ZM160 181V182H159ZM174 181V183H173ZM223 181V182H222ZM227 181V182H226ZM238 181V182H237ZM248 181V182H247ZM10 185V183H13L10 187L7 183ZM30 182V183H29ZM35 182V183H34ZM67 182V183H66ZM91 182V183H90ZM158 182L160 184H158ZM177 182V183H176ZM210 182V183H209ZM215 182V183H214ZM219 182L221 184H219ZM225 182V183H224ZM229 182V184H228ZM237 182V183H236ZM244 182V183H243ZM249 184H247V183ZM256 184H259L257 183ZM6 183V184H4ZM59 183V184H58ZM101 183V184H100ZM166 183V184H165ZM179 183V184H178ZM255 183V182H254ZM38 186L34 187L35 185ZM54 184V186H53ZM62 184V185H61ZM189 184V185H188ZM214 184V185H213ZM262 184V185H261ZM6 187H5V186ZM8 185V186H7ZM26 185V186H25ZM41 185V186H39ZM57 187H56V186ZM161 185V186H160ZM178 185V186H177ZM217 185V186H215ZM233 185V186H232ZM239 185V186H238ZM251 185V186H250ZM255 185V184H254ZM52 186V187H51ZM159 186V188H158ZM165 186V187H163ZM169 186V187H168ZM176 186V187H175ZM185 186V187H184ZM211 186V187H210ZM220 186V187H219ZM226 186V187H225ZM229 186V189H228ZM8 187V190H7ZM27 187V188H26ZM43 187V188H42ZM49 187V188H48ZM62 187V189H61ZM65 187V188H64ZM77 187V188H76ZM162 187V188H161ZM225 188V192H227V194L230 196H228L227 194L225 195L224 191H220L223 190L222 188ZM233 187H238L237 189L233 188ZM249 187V189H247ZM251 187V188H250ZM256 187V186H255ZM9 188H13L10 189ZM31 190H30V189ZM53 188V189H51ZM60 188V190H59ZM89 188V189H88ZM147 188V189H146ZM155 188V189H154ZM173 188V189H172ZM181 188V189H180ZM213 188V189H212ZM217 190H216V189ZM221 188V189H219ZM232 188V189H231ZM5 189V190H4ZM27 189V190H25ZM29 189V190H28ZM49 189V190H48ZM56 189V190H55ZM58 189V190H57ZM96 189V190H95ZM171 189V190H170ZM178 189V190H177ZM226 189H228L229 191H232L231 193L233 195H235V199L233 197V195L229 194L230 192ZM235 189V190H234ZM241 189V192H240ZM252 189V190H251ZM14 192H13V191ZM35 190V191H33ZM41 190V191H40ZM52 190V191H51ZM54 190V192H53ZM167 190V191H165ZM187 190V191H186ZM244 190V191H242ZM250 192H249V191ZM256 190V192H255ZM21 191L23 192H28L29 194H34L33 198L35 199L34 202L32 204H28L27 202L21 200L20 197L24 198V194H21ZM45 193H44V192ZM47 191V192H46ZM60 191H62L61 193H59ZM71 191V192H70ZM104 191V192H103ZM178 191V192H177ZM216 191V192H213ZM248 191V192H247ZM19 192V193H18ZM22 192V193H23ZM32 192V193H31ZM40 192V193H39ZM42 192V193H41ZM83 192V193H82ZM166 192V193H165ZM177 192V193H176ZM180 192V193H179ZM208 192V193H207ZM212 192V193H211ZM218 192V193H217ZM220 192V193H219ZM229 192V193H228ZM236 192V193H235ZM243 192V193H242ZM261 194H260V193ZM48 193V194H46ZM50 193V194H49ZM160 193V194H159ZM165 193V194H164ZM211 193L210 197L209 194ZM215 193V194H214ZM223 193V194H222ZM250 195H248V194ZM254 193V194H253ZM41 194V195H40ZM74 194V195H73ZM181 194V195H180ZM221 194V195H220ZM245 194V196H244ZM3 195V196H1ZM5 195V196H4ZM8 195V196H7ZM15 195L17 197H15ZM21 195V196H20ZM45 195V196H44ZM51 195V196H50ZM67 195V196H66ZM102 195V196H101ZM223 195V197H222ZM260 195V196H259ZM66 196V197H65ZM74 196V197H73ZM98 196V197H97ZM106 196V197H105ZM195 196V197H194ZM208 196V197H207ZM219 196V198H218ZM232 196V197H231ZM239 198H238V197ZM241 196V197H240ZM249 196V197H248ZM250 196H252L250 198ZM255 196V197H254ZM258 196V197H257ZM11 197V198H10ZM14 197V198H13ZM58 197V198H57ZM65 197V198H64ZM90 197V198H89ZM221 197V198H220ZM247 197V199H246ZM263 197V198H262ZM9 198V199H8ZM16 198V199H15ZM20 198V199H18ZM45 198V199H44ZM170 198V199H168ZM177 198V199H176ZM194 198V199H193ZM196 198V199H195ZM225 200H224V199ZM228 198V200H227ZM238 198V199H237ZM245 198V199H243ZM255 198V200H254ZM257 198V201H256ZM261 198V199H260ZM9 200L7 202V200ZM12 199V200H11ZM14 199V200H13ZM40 199V200H39ZM84 199V200H83ZM109 199V200H108ZM186 199V200H185ZM205 199V200H203ZM209 199V200H208ZM213 199V200H212ZM217 199V200H216ZM219 199V201H218ZM233 201H231V200ZM234 199V200H233ZM237 199V201H235ZM251 201H249V200ZM253 199V200H252ZM260 199V200H259ZM5 200V201H4ZM10 200L12 202L15 201V203H10ZM26 200V199H25ZM39 200V201H38ZM170 200V201H169ZM176 200V201H175ZM188 200V201H187ZM207 200V201H206ZM222 200V201H221ZM58 201V202H57ZM101 201V202H100ZM105 201V202H104ZM108 201V202H107ZM239 201V202H238ZM244 201V202H243ZM253 201V202H252ZM259 201V202H258ZM1 202H4L6 205H4V203L1 204ZM7 202V203H6ZM18 202V203H17ZM56 202V203H55ZM67 202V203H66ZM103 202V203H102ZM113 202V203H112ZM185 202V203H184ZM190 202V203H189ZM224 202V203H223ZM226 202V203H225ZM229 202V204H228ZM235 202V204H234ZM247 202V203H246ZM258 202V203H256ZM262 202V203H261ZM8 203H10L8 205ZM21 203V204H20ZM49 203V204H48ZM92 203V204H91ZM169 203V204H168ZM241 205H239V204ZM260 203V204H259ZM15 204V206H14ZM20 204V206H19ZM90 204V205H89ZM103 204V205H102ZM175 204V205H174ZM185 204V205H184ZM225 205L220 206V205ZM235 205V207L233 208V206ZM247 204V205H246ZM255 204V205H254ZM28 205V206H27ZM111 205V206H110ZM179 205V206H178ZM219 205V207H218ZM231 205V206H230ZM233 205V206H232ZM257 205V206H256ZM259 205V206H258ZM3 206V210L2 211L1 207ZM7 208H6V207ZM22 206V208H21ZM137 206V207H136ZM176 206V207H175ZM186 206V207H185ZM238 206L241 207L243 206V208L241 207V209L239 208L238 212L236 211L238 208L236 207ZM250 208H249V207ZM263 206V207H262ZM16 207H19L22 212H18L16 210V213L14 212L16 209ZM53 207V208H52ZM145 207V208H144ZM182 207V208H180ZM199 209H198V208ZM215 207V208H214ZM245 207L246 210L245 211ZM262 210L259 211L258 208H261ZM52 208V209H51ZM58 208V209H57ZM67 208V209H66ZM82 208V209H81ZM176 208V209H175ZM210 208V209H209ZM219 208V209H218ZM221 208V209H220ZM233 208V209H232ZM237 208V209H236ZM253 208V209H252ZM50 209V211H49ZM55 209V210H54ZM91 209V210H90ZM174 209V211H173ZM181 209V210H180ZM198 209V210H197ZM215 209V210H214ZM226 209V210H225ZM235 209V211H233ZM244 209V210H243ZM5 210L7 211V213L5 212ZM60 210V212H59ZM62 210V211H61ZM105 210V211H104ZM222 210V212H221ZM229 212H228V211ZM254 213V215H252V211ZM19 211V210H18ZM56 214H55V212ZM108 211V212H107ZM244 216L242 213H244ZM3 212V213H2ZM194 212V213H193ZM204 212V213H203ZM219 212V213H218ZM233 212V213H232ZM258 212V213H257ZM261 212V213H260ZM5 213V214H4ZM26 213V217H29L30 220H28L27 218L25 219V217L23 216ZM143 213V214H142ZM179 213V214H178ZM188 213V215H187ZM214 213V214H213ZM231 213V214H230ZM241 213V214H240ZM251 213V214H250ZM12 214V215H11ZM20 215L19 217L17 215ZM51 214V215H50ZM115 214V215H114ZM138 214V215H137ZM175 214V215H174ZM197 214V215H196ZM199 214V215H198ZM205 214V215H204ZM219 214V215H218ZM229 214V215H228ZM237 214V215H236ZM260 214H261V218H260ZM11 215V217H10ZM47 215V216H46ZM171 215V216H170ZM203 215V217H202ZM215 215V217H213ZM221 215V216H220ZM227 215V216H225ZM247 215V216H245ZM250 215V217H249ZM258 217H257V216ZM13 216V217H12ZM17 216V217H16ZM22 216V217H21ZM54 216V218H53ZM182 216V217H181ZM207 216V217H206ZM210 216V217H209ZM224 218H223V217ZM230 216V217H229ZM233 216V217H232ZM236 216V217H235ZM252 216V217H251ZM256 216V217H255ZM5 217V216H4ZM14 217L18 218L13 219ZM86 217V218H85ZM115 217V218H114ZM175 217V218H174ZM199 217V218H198ZM219 217V218H218ZM240 217V219H239ZM248 219H247V218ZM5 218H8L5 217ZM23 218V220H22ZM48 218V219H46ZM196 218V219H195ZM232 220H231V219ZM235 218V219H234ZM253 218V219H251ZM25 219V220H24ZM169 219V220H168ZM203 219V220H202ZM206 219V220H205ZM212 219V221H211ZM216 219V220H215ZM220 219V220H219ZM222 219V220H221ZM233 219L235 221H233ZM255 219V220H254ZM12 220V221H11ZM13 220L16 222L14 223ZM26 220L31 221L33 224H31V226L34 227H42L41 229H44V231L46 230L47 233L43 232L41 233L40 236H38L37 234H35L36 232H34L33 228L30 225V223L27 222L26 224ZM79 220V221H78ZM136 220V221H135ZM159 220V221H158ZM219 220V221H218ZM227 220V221H226ZM243 220V222H242ZM261 220V221H260ZM11 221V222H10ZM173 221V222H172ZM175 221V222H174ZM201 221V222H200ZM223 221V222H222ZM233 221V222H232ZM237 221V222H236ZM240 221V224H238ZM246 221V222H245ZM257 223H256V222ZM13 222V223H12ZM19 222V223H18ZM41 222V223H39ZM177 222V223H176ZM205 222V223H204ZM207 222V223H206ZM210 222V223H209ZM230 222V223H229ZM250 224H248V223ZM255 222V224H254ZM262 222V223H261ZM42 225H39V224ZM108 223V224H107ZM122 223V224H121ZM185 223V224H184ZM235 223V225H234ZM243 226H242V224ZM18 224V225H17ZM38 224V226H37ZM44 224V225H43ZM48 224V225H47ZM175 224V225H174ZM211 226H210V225ZM230 225V227L228 225ZM258 224V225H257ZM15 225V226H14ZM45 225H47L45 227ZM139 225V226H138ZM185 225V226H184ZM202 225V226H201ZM250 225V226H249ZM262 227H258L261 226ZM14 226V227H13ZM18 226V228H17ZM55 226V227H54ZM133 226V227H132ZM150 226V227H149ZM207 226V227H206ZM224 226V227H223ZM227 226V227H226ZM241 228H239V227ZM243 229H242V227ZM249 226V228L247 229V227ZM252 226V227H251ZM255 226V227H254ZM5 227V228H4ZM16 227V228H15ZM51 227V228H50ZM68 227V228H67ZM154 227V228H153ZM246 227V228H245ZM251 227V229H250ZM254 227V229H253ZM8 228V231L7 229ZM20 228V229H19ZM61 228V230H60ZM91 228V229H90ZM94 228V229H93ZM136 228V229H135ZM151 228V229H150ZM178 230H177V229ZM207 230H206V229ZM211 228V229H210ZM217 228V231L215 230ZM230 228V229H229ZM235 228V229H234ZM239 228V229H238ZM245 228V229H244ZM4 229V230H3ZM25 229V230H24ZM27 229V230H26ZM55 229V230H54ZM140 229V230H139ZM146 229V230H145ZM202 229V230H200ZM210 229V230H209ZM214 229V231H213ZM250 229V230H249ZM257 229V230H256ZM20 233H19V231ZM23 230V232H22ZM33 230V231H32ZM52 230V231H51ZM58 230V233H57ZM103 230V231H102ZM241 230V231H240ZM245 230V231H244ZM255 230V231H254ZM262 230V231H260ZM10 231V232H9ZM16 233H15V232ZM32 231V232H31ZM49 231V232H48ZM122 231V232H121ZM138 231V232H137ZM187 231V232H186ZM210 233H209V232ZM216 231V233H214ZM234 231V232H233ZM245 234H244V232ZM57 234H54V233ZM65 232V233H64ZM242 232V233H241ZM249 232V233H246ZM259 232V233H258ZM19 233V234H18ZM23 233V234H22ZM46 235H44V234ZM51 236L50 239L47 237L49 236V234ZM62 233V234H61ZM141 233V234H140ZM186 233V234H185ZM214 233V234H212ZM228 233V234H227ZM18 234V236H16ZM32 234V235H31ZM70 234V235H69ZM185 234V235H184ZM247 234V236H246ZM250 234V235H249ZM253 234V236H252ZM23 235V236H22ZM35 235V236H34ZM58 236V240H62L60 242H58V240H56L54 238ZM60 235V237H59ZM62 235H65L64 237ZM116 235V236H115ZM204 235V236H203ZM216 235V236H215ZM230 235V237H228ZM249 235V236H248ZM256 235V236H255ZM4 236V237H3ZM37 236V237H36ZM115 236V237H114ZM202 236V237H201ZM211 236V237H210ZM263 236V237H262ZM18 239H17V238ZM20 237V238H19ZM22 237V239H21ZM66 237V238H65ZM68 237V238H67ZM114 237V238H113ZM128 237V238H127ZM243 237V238H242ZM245 237L247 239H245ZM253 237V238H252ZM256 237V238H254ZM37 238V239H36ZM52 238V239H51ZM53 238L55 240H53ZM94 238V239H93ZM186 238V239H185ZM210 241H208V239ZM228 238V239H227ZM242 238V239H241ZM69 239V240H68ZM110 239V241H109ZM117 239V240H116ZM138 239V240H137ZM142 241H141V240ZM220 239V240H219ZM227 239V240H226ZM234 239V240H233ZM251 239V240H250ZM256 239V240H255ZM259 239V240H258ZM37 240V241H36ZM64 240H66L64 242ZM85 240V241H84ZM134 240V241H133ZM137 240V241H136ZM179 240V241H177ZM207 240V243H205ZM219 240V241H218ZM239 242H238V241ZM243 240V241H242ZM245 240V241H244ZM250 241V243H245V242ZM21 241V242H20ZM44 241V242H43ZM53 241V242H52ZM57 241V243L55 242ZM69 241V243L71 245H69V243L67 242ZM103 241V242H102ZM133 241V242H132ZM213 241V242H212ZM215 241V242H214ZM225 241V242H223ZM231 243H230V242ZM252 241L254 243H252ZM64 242V243H63ZM135 242V243H134ZM180 242V243H179ZM217 242H219L218 244H216ZM228 242V245H227ZM233 242V243H232ZM241 242V243H240ZM261 246L259 247L260 244ZM263 242V243H262ZM51 243V244H50ZM54 243V244H53ZM67 243H68V247H67ZM73 243V244H72ZM77 243V244H76ZM85 243V244H84ZM90 243V244H89ZM103 246H101L102 244ZM106 243V244H105ZM115 243V244H114ZM241 245H240V244ZM55 246L53 248V246ZM56 244V245H55ZM62 244V245H61ZM66 244V245H64ZM92 244V245H91ZM113 244V245H112ZM178 244V246H177ZM193 246H192V245ZM216 244V246H215ZM222 244V245H221ZM244 244V245H243ZM60 245V246H59ZM66 246L67 250L65 247L62 246ZM87 245V246H86ZM99 245V246H98ZM134 245V246H133ZM137 245V246H136ZM140 245V246H139ZM173 245V246H172ZM205 245V246H204ZM208 245V246H207ZM219 245V246H218ZM236 245V246H235ZM250 247H249V246ZM89 246V247H88ZM96 246V247H95ZM101 246V247H100ZM182 246V247H181ZM201 246V247H200ZM225 246L227 248H225ZM230 246V247H229ZM243 246H245L243 248ZM254 246H257L256 248L259 250L260 255H258L259 253L257 252V250L254 248ZM75 248L72 250V248ZM99 247V248H98ZM111 247V248H110ZM132 247V248H131ZM150 247V248H149ZM177 247V248H176ZM207 247V248H206ZM215 247V249H214ZM232 247V249H231ZM240 247V248H239ZM60 248V249H59ZM62 248V249H61ZM65 250H64V249ZM69 248V249H68ZM139 248V249H138ZM181 248V249H179ZM203 248V249H202ZM236 250H235V249ZM238 248V250H237ZM250 248V249H249ZM50 249V250H49ZM52 249V250H51ZM79 251H78V250ZM112 249V250H111ZM125 249V250H124ZM151 249V250H150ZM207 249V250H206ZM225 249V250H224ZM231 249V250H230ZM246 249V251L244 250ZM252 249V250H251ZM75 250V251H74ZM109 250V251H108ZM116 250V252L114 251ZM119 250V251H118ZM143 250V251H142ZM181 250V251H180ZM209 250V251H208ZM220 250V251H219ZM230 250V251H229ZM236 252L234 253L233 252ZM249 250V251H248ZM250 250L255 253V255L250 252ZM54 251V252H53ZM56 251V252H55ZM87 251V252H86ZM98 251V252H97ZM105 251V252H104ZM108 251V252H107ZM112 251V253H111ZM118 251V252H117ZM179 251V252H178ZM224 251V252H223ZM240 251V252H239ZM256 251V252H255ZM70 252V254H69ZM72 252V253H71ZM100 252V253H99ZM107 252V253H106ZM114 252V253H113ZM121 252V253H120ZM124 252V253H123ZM159 252V253H158ZM172 252V253H171ZM177 252V253H176ZM187 252V253H185ZM210 252V253H209ZM216 252V253H215ZM106 253V254H105ZM109 253V254H108ZM230 253V254H229ZM240 253H242L241 255H239ZM250 253V254H249ZM62 254V255H61ZM78 256H77V255ZM116 254V255H113ZM119 254V255H118ZM123 254V255H122ZM156 254V255H155ZM187 254V255H185ZM212 254V255H211ZM236 254V255H235ZM72 255V256H71ZM83 255V256H82ZM106 255H108V257H106ZM113 255V258H115L114 260L110 258V256ZM150 255V256H149ZM160 255V256H159ZM182 255V256H181ZM209 255L211 257H209ZM239 255V256H238ZM246 255V256H245ZM251 255V258L248 257ZM55 256V257H54ZM69 256V257H67ZM95 256V257H94ZM118 256V258H117ZM122 256V257H121ZM126 256V257H125ZM129 259H128V257ZM178 256V258H177ZM234 256V257H231ZM236 256V257H235ZM255 256V257H254ZM2 257V258H1ZM4 257V258H3ZM67 257V258H65ZM88 258L87 260L84 258ZM94 257V258H93ZM124 257L126 258L124 260ZM136 257V258H135ZM143 257V258H142ZM176 257V258H175ZM189 257V258H188ZM190 257H191V261H190ZM207 257V258H206ZM218 257V258H217ZM229 257V258H228ZM238 257V258H237ZM244 257V258H243ZM260 257V259H259ZM8 258V259H7ZM13 260H12V259ZM69 258V259H68ZM120 258V259H119ZM131 258V259H130ZM184 258V259H183ZM209 258V259H208ZM211 258V260H210ZM234 260H233V259ZM237 258V259H236ZM255 258V259H253ZM258 258V259H257ZM6 259V260H5ZM74 259V260H73ZM82 259V260H80ZM90 259V260H89ZM105 259V260H104ZM119 259V260H118ZM123 259V260H122ZM168 259V260H167ZM180 259V260H179ZM182 259V260H181ZM186 259V260H185ZM214 259V260H213ZM241 259V260H240ZM262 259V262H261ZM5 260V262H4ZM70 260V261H69ZM95 260V261H94ZM104 260V261H103ZM107 260V261H106ZM113 260V261H110ZM117 260V261H115ZM124 261V263L122 261ZM238 260V261H237ZM246 260V261H245ZM7 261V262H6ZM78 261V262H77ZM94 261V262H93ZM212 261V262H211ZM235 261V262H234ZM240 261V262H239ZM245 261V262H244ZM252 261V263H251ZM2 262V263H1ZM84 262V263H83ZM96 262V263H95ZM146 262V263H145ZM228 262V263H227ZM243 262V263H241Z\"/></svg>",
    "mask_w": 264,
    "mask_h": 264
},
{
    "label": "bare ground",
    "instance_id": "obj_2",
    "mask_svg": "<svg viewBox=\"0 0 264 264\" xmlns=\"http://www.w3.org/2000/svg\"><path fill=\"white\" fill-rule=\"evenodd\" d=\"M32 1H34V0H32ZM37 1L38 0H36V3H37ZM40 1V6H41V8H44V9H42V10H46V11H44V12H47L48 13V11H52V12H49V13H51V14H53L54 16L55 15H57V16H59V17H61L62 18V20L64 21V23H65V21H66V24L65 25H69V28L72 30V31H74V32H72L70 29H69V31H71L70 33H73V35H74V37H75V34L74 33H76V35H77V37H79V40H80V45L82 46V49H83V51H84V54L82 53L81 55H84L83 56V60H84V62H83V65H84V68L85 69H87L85 72V74L87 75V78H86V76L84 77L85 78V80H84V78L82 77V79H83V82H82V79H74V77H73V79L72 78H69V80L70 81H72L73 83L72 84H74V87L72 88V89H70V91H71V93H70V91L68 92V94H69V96H68V94H67V96H68V98H69V101H70V103H71V105H72V107L75 109V111H77V115H79V113L80 114H82V115H84L83 116V118L84 117H86L87 118V120L89 121V124L91 125V128L93 129V131L96 133V135L99 137V139L101 140V142L104 144L103 145V147L105 146L110 152H112V153H114V154H116V153H123V154H125V152H126V154H128L129 152H132V150L134 149V148H136L137 149V144H138V140H139V138L137 139V134L134 132V130L131 128V126L126 122V120L124 119V117L122 116V114H121V111H120V109H119V107H118V105L116 104V102H115V99L113 98V96H112V93H111V91L108 89V85H107V83H106V81H107V79L105 78V75H103V74H105L103 71H104V68H102V66H101V63L104 61L103 59H105V55H104V52H106L107 51V48H102V46H103V44H106L107 43V39H109V37L110 36H115L116 37V39L117 38H121V40H126V41H128V40H130L131 41V44L133 43H136L137 45H138V47H137V49L138 50H136L135 51V53L137 52V51H139V46L140 47H142V48H145V50L147 49V50H149L150 51V53L152 54V57H153V60H154V62L156 63L155 64V66L157 65L158 66V68L160 69V71H162V72H164V74L167 76V78H169V79H171V78H173L172 76H171V74L173 73V67L171 66V65H173V64H170L169 63V61H170V59H171V54H170V51L173 53V55L175 56V58L177 57V59L179 60H181L182 62H183V64H182V66L184 67L183 68V70H185L184 72H181L182 71V69H179V70H181L180 72L179 71H177V72H175L176 73V76L179 78V76H181L180 74L182 73H184L180 78L182 79V77L185 75V73H186V77L184 76L183 77V79H182V82H181V80L179 79V82H180V84L178 85V83H177V80L176 79H178L177 77H176V79H173V81L174 82H176L175 84L176 85H174V84H172V85H170L174 90H175V92L176 91H180L181 93V95H183V101L182 100H180V102H185L184 100H186V102H187V105H188V109H189V114H190V116L191 117H197V116H201V114H203L204 115V113H205V115H206V111L208 110V109H211V107H212V103H214L215 105H217L216 107L218 108H215V110L217 109L218 110V112H219V110H220V114H221V111H222V113H224L225 114V112L226 113H228V110L227 111H224L223 112V110L224 109H222V107H221V105H223L226 101H228V100H237V101H241V102H245L244 104H242V108L243 107H246L247 105H253V106H255V107H257L258 109H259V111H257V112H254V113H256V116L258 117V114H259V119H260V117L262 118L263 116H264V0H39ZM3 3V2H2ZM1 3V4H2ZM5 3V2H4ZM8 3V2H7ZM30 3H31V1H30ZM32 4H34V3H32ZM8 5H9V3H8ZM15 5V4H14ZM17 5H18V3H17ZM3 6H4V4H3ZM2 6V7H3ZM11 6H13V5H11ZM16 6V5H15ZM35 6H36V4H35ZM32 8L34 7V6H31ZM30 7V8H31ZM13 8V7H12ZM17 9H18V7H16ZM36 8H37V6H36ZM40 8V9H41ZM8 9V8H7ZM6 9V10H7ZM9 9H10V6H9ZM19 9H21V7H19ZM28 9V8H27ZM27 9H26V11H27ZM34 9L35 8H33L32 10H33V12H34ZM5 10V9H4ZM5 10V11H6ZM11 10V9H10ZM15 10V9H14ZM25 10V9H24ZM31 10V11H32ZM38 10V9H37ZM16 11V10H15ZM36 11V10H35ZM9 12H11V11H9ZM22 12H24V11H22ZM32 12V13H33ZM1 13V12H0ZM13 13V12H12ZM19 13V12H18ZM21 13V12H20ZM28 13V12H27ZM48 13V14H49ZM30 14V13H29ZM38 14V13H37ZM35 15V17L36 16H38V15ZM39 14H40V11H39ZM43 14V16L45 15V13H43L42 11H41V14L40 15H42ZM13 15V14H12ZM20 15V14H19ZM24 15V14H23ZM2 16V15H1ZM5 16H6V14H5ZM27 16V15H26ZM42 16V17H43ZM47 16V14L44 16V17H46ZM33 17V16H32ZM7 18V17H6ZM28 18V17H27ZM47 18H48V16H47ZM52 18V17H51ZM54 18V17H53ZM60 18V19H61ZM7 19H9V18H7ZM15 19H18V18H15ZM29 19V18H28ZM35 19V18H34ZM39 19H40V17H39ZM45 19V18H44ZM6 20V19H5ZM26 20V19H25ZM33 20V19H32ZM43 20V19H42ZM51 20V19H50ZM55 20V19H54ZM22 21V20H21ZM30 21V20H29ZM34 21V20H33ZM43 21H45V20H43ZM47 21H48V19H47ZM46 21V22H47ZM58 21V20H57ZM7 22V21H6ZM27 22V21H26ZM25 22V23H26ZM37 22V21H36ZM56 22V21H55ZM64 23H60V24H64ZM1 24V23H0ZM27 24H29V23H27ZM26 24V25H27ZM31 24V23H30ZM39 24V23H38ZM41 24V23H40ZM46 24V23H45ZM52 24H53V22H52ZM59 24V25H60ZM4 25V24H3ZM17 25V24H16ZM25 25V24H24ZM33 25V24H32ZM34 25H36V24H34ZM44 25V24H43ZM56 25H58V24H56ZM58 25V26H59ZM64 25V26H65ZM48 26H49V24H48ZM63 26V27H64ZM15 27V26H14ZM18 27V26H17ZM23 27V26H22ZM31 27V26H30ZM37 27L39 28L40 26H38L37 25ZM56 27V26H55ZM62 27V26H61ZM4 28H5V26H4ZM11 28V27H10ZM21 28V27H20ZM31 28H33V26L31 27ZM44 28V27H43ZM59 28V27H58ZM66 28H68L67 26H66ZM66 28H64V31H65V29ZM11 29H13V26H12V28ZM54 29V28H53ZM1 30H2V28H1ZM18 30V29H17ZM23 30V29H22ZM28 30H29V28H28ZM35 30V29H34ZM47 30V29H46ZM51 30V29H50ZM55 30H57V27L55 28ZM54 30V31H55ZM4 31V30H3ZM10 31H12V30H10ZM32 31V30H31ZM38 31H42V30H38ZM58 31V30H57ZM67 31V30H66ZM65 31V32H66ZM7 32V31H6ZM20 32H21V30H20ZM24 32V31H23ZM26 32V31H25ZM33 32V31H32ZM32 32H30V30H29V33H32ZM48 32V31H47ZM51 32H52V30H51ZM64 32V33H65ZM1 33V32H0ZM17 33V32H16ZM27 33V32H26ZM25 33V34H26ZM39 33V32H38ZM42 33V32H41ZM40 33V34H41ZM46 33V32H45ZM44 33V34H45ZM67 33H68V31H67ZM70 33L68 34V35H70ZM14 34V33H13ZM12 34V35H13ZM21 34V33H20ZM20 34H18V35H20ZM36 34H37V31H36ZM51 34V33H50ZM50 34H47V35H50ZM54 34V33H53ZM66 34V33H65ZM64 34V35H65ZM3 35V34H2ZM4 35H5V33H4ZM35 35V34H34ZM46 35V34H45ZM60 35V34H59ZM67 35V34H66ZM1 36V35H0ZM7 36V35H6ZM28 36V35H27ZM4 37V36H3ZM10 37V36H9ZM16 37V36H15ZM30 37L32 38V36L30 35ZM35 37V36H34ZM34 37H33V40H34ZM39 37V36H38ZM43 36H40V38H42ZM46 37V36H45ZM44 37V38H45ZM51 37H53V36H51ZM57 37V36H56ZM112 37H110V41H111V38ZM0 38H2V37H0ZM5 38V37H4ZM23 37H20L19 39H22ZM29 38V37H28ZM60 38H61V36H60ZM62 38H63V34H62ZM67 37L65 36V38L64 39H66ZM70 38V37H69ZM3 39V38H2ZM10 39V38H9ZM36 39V38H35ZM38 39V38H37ZM46 39V38H45ZM56 39V38H55ZM71 39V38H70ZM74 39V38H73ZM73 39H71V40H73ZM115 39V38H114ZM114 39H113V42L111 41V43H114V46H115V43L116 42H119V40L118 41H116V42H114ZM48 40V39H47ZM46 40V41H47ZM75 40V39H74ZM78 40V41H79ZM123 40V41H124ZM1 41V40H0ZM13 41V40H12ZM20 41V40H19ZM27 41H28V39H27ZM26 41V42H27ZM38 42L40 41V39L39 40H37ZM45 41V42H46ZM50 41V40H49ZM54 41V40H53ZM59 41V40H58ZM67 41H70V40H66L65 42H67ZM123 41H122V43H123ZM125 41V42H126ZM21 42V41H20ZM19 42V43H20ZM34 42H36V41H34ZM40 42H43V40L42 41H40ZM71 42V41H70ZM70 42H69V44H70ZM73 42V41H72ZM109 42V41H108ZM129 42V41H128ZM4 43V42H3ZM23 43H25V42H23ZM47 43V42H46ZM55 43H57V41H55ZM64 43V42H63ZM62 43V44H63ZM81 43H83V44H81ZM111 43H109V44H111ZM130 43V42H129ZM128 43V44H129ZM8 44V43H7ZM6 44V45H7ZM9 44H11V43H9ZM13 44V43H12ZM27 44V43H26ZM25 44V45H26ZM40 44V43H39ZM38 44V46H36V48H37V51H38V53L40 52V54H39V56H40V61H42V63L45 65V69H46V67L49 69V70H52L51 68H52V64H50V62H52V61H59V59H61L60 58V56L58 57V53H57V50H56V46H58V44L56 45V46H54L55 44L53 43V46H52V48H50V47H48L47 48V46H51V44L50 45H47V46H45V44H44V42H43V44H44V46L45 47H42L41 46V44L39 45ZM66 44V43H65ZM65 44H63V45H65ZM72 44V43H71ZM119 43H117V45H118ZM120 44H121V41H120ZM120 44L118 45V47H120ZM125 44V43H124ZM136 44H134V45H136ZM19 45V44H18ZM33 45V44H32ZM37 45V44H36ZM60 45V44H59ZM79 45V46H80ZM107 45V44H106ZM126 45H127V43H126ZM136 45V46H137ZM12 46V48H13V45H11ZM20 46L21 45H19V49H20ZM70 46V45H69ZM74 46V45H73ZM78 46V45H77ZM81 46L78 48L79 50H80V52H82V49H81ZM109 46V45H108ZM108 46H105V47H108ZM124 46V45H123ZM122 46V47H123ZM170 46V47H169ZM8 48V50H9V46H7ZM16 47V46H15ZM62 47H64V46H62ZM61 47V48H62ZM75 47V46H74ZM117 47V48H118ZM125 47V46H124ZM126 47H128V46H126ZM132 47H133V45H132ZM1 48V47H0ZM5 48H6V46H5ZM28 48V47H27ZM29 48H30V45H29ZM58 48H59V46H58ZM65 48V47H64ZM69 48V47H68ZM109 49H110V46L108 47ZM114 47H111V49H113ZM116 48V47H115ZM129 48V47H128ZM127 48V49H128ZM131 48V47H130ZM130 48H129V50H128V52H131L130 51ZM1 49H3V48H1ZM14 49V48H13ZM60 49V48H59ZM63 49V48H62ZM77 49V48H76ZM105 49H106V51H105ZM125 49V48H124ZM127 49H125L126 51H127ZM136 48H134L133 50H135ZM6 49H4V51H5ZM25 50V49H24ZM64 50V49H63ZM79 50H77V51H79ZM119 50V49H118ZM117 50V51H118ZM131 50H132V48H131ZM141 50H143V49H141ZM2 51V50H1ZM13 51H15V50H13ZM19 51V50H18ZM62 51V50H61ZM72 51H73V49H72ZM110 51V50H109ZM113 51V50H112ZM115 51V50H114ZM120 51H121V48H120ZM149 51H146V52H149ZM6 52V51H5ZM9 52V51H8ZM20 52V51H19ZM21 52H23V51H21ZM33 52V51H32ZM36 52V51H35ZM124 52V51H123ZM128 52H127V55H129V54H131V53H129L128 54ZM143 52H144V54L142 53V51H141V53H142V55H146L147 53H145V51L143 50ZM11 53V52H10ZM38 53H36V54H38ZM62 53V52H61ZM61 53H59V54H61ZM66 54L67 53H69V52H65ZM71 53V52H70ZM76 53V52H75ZM79 53V52H78ZM107 53H108V51H107ZM107 53H105V54H107ZM110 53H113V52H110ZM109 53V54H110ZM120 53V52H119ZM118 52H117V54H119ZM122 53V52H121ZM120 53V54H121ZM132 53H134V52H132ZM134 53V54H135ZM138 53V52H137ZM141 53H140V55H141ZM150 53H149V56L151 57V55H150ZM11 54H13V52L11 53ZM16 54V53H15ZM108 54V55H109ZM119 54V55H120ZM122 54H124V53H122ZM122 54H121V56H122ZM139 54V53H138ZM137 54V55H138ZM5 55V54H4ZM7 55V54H6ZM63 55V54H62ZM68 55V54H67ZM78 55V54H77ZM77 55L75 54V56H76V58H78L77 57ZM112 55V54H111ZM136 55V54H135ZM136 55V56H137ZM140 55H138L137 57V59H135V57H133L134 55H132V58H134V60L133 61H135V60H139L140 58H141V60L144 58V60L145 61H147L148 62V58H149V56L148 57H143L142 55L140 56ZM12 56V55H11ZM10 56V57H11ZM23 56V55H22ZM66 56V55H65ZM69 56H71L72 57V55H69ZM79 56V55H78ZM110 56V55H109ZM113 56V55H112ZM124 56V55H123ZM8 57H9V55H8ZM28 57V56H27ZM111 57V56H110ZM129 57H130V55H129ZM140 57V58H139ZM14 58H15V56H14ZM22 58V57H21ZM39 58V57H38ZM64 58V57H63ZM66 58V57H65ZM108 58V56L106 57V63L105 64H107V61L109 60V58ZM115 58V57H114ZM117 58V57H116ZM115 58V59H116ZM124 58V57H123ZM128 57H126V59H127ZM147 58V59H146ZM29 59V58H28ZM27 59V60H28ZM32 59V58H31ZM73 59L74 58H72L71 60H70V58H69V60L70 61H72L73 62ZM152 59V58H151ZM174 59V57L172 56V60ZM3 60V59H2ZM22 60V59H21ZM20 60V61H21ZM36 60V59H35ZM66 60H68V59H66ZM75 60V59H74ZM79 60V59H78ZM77 60V61H78ZM80 60H82V58L80 59ZM111 60V59H110ZM114 60V59H113ZM121 60H123V59H121ZM125 60V59H124ZM123 60V61H124ZM128 60V59H127ZM130 60V62H131V58L129 59ZM144 60H142V63H141V65H139V66H142V64H143V62H144ZM1 61V60H0ZM62 61V59L59 61V62H61ZM76 61V60H75ZM116 61H117V59H116ZM126 61V60H125ZM124 61V62H125ZM133 61H132V63L131 64H133ZM177 61V60H176ZM4 62V61H3ZM17 62V61H16ZM27 62V61H26ZM34 62V61H33ZM36 62H37V60H36ZM64 62V61H63ZM66 62V61H65ZM71 62V63H72ZM81 62V63H82ZM138 62V61H137ZM150 62H152V61H149V63ZM172 62V61H171ZM175 61H173V63H174ZM57 63V62H56ZM113 63V62H112ZM135 63V62H134ZM139 63H140V61H139ZM177 63V62H176ZM6 64V63H5ZM13 64V63H12ZM26 64V63H25ZM28 64V63H27ZM55 64V63H54ZM58 64V63H57ZM78 64V63H77ZM77 64L75 65V67H77ZM103 64V63H102ZM119 64V63H118ZM120 64H121V62H120ZM130 64V63H129ZM152 64V66L154 65L153 63H151ZM33 65H34V63H33ZM35 65H38L39 66V64H35ZM34 65V66H35ZM56 65V64H55ZM65 65V64H64ZM73 65H74V63H73ZM79 65V64H78ZM82 65V64H81ZM104 65V64H103ZM108 65V64H107ZM123 65V64H122ZM127 65V64H126ZM144 65L145 66H147V69H149V68H153V67H149L148 68V64H145L144 63ZM177 66L179 65V62L176 64ZM175 65V66H176ZM181 65V64H180ZM7 66H9V65H7ZM15 66V65H14ZM28 66V65H27ZM40 66H42V65H40ZM60 66V65H59ZM69 66H71V65H69ZM132 66V68H133V65H131ZM138 66V67H139ZM182 66L181 67H179V68H182ZM29 67V66H28ZM31 67V66H30ZM36 67V66H35ZM62 67V66H61ZM65 67V66H64ZM64 67H63V69H64ZM67 67V66H66ZM65 67V68H66ZM79 68H80V70H81V67L80 66H78ZM77 67V68H78ZM110 67V66H109ZM114 66H112L111 68H113ZM118 67V66H117ZM116 67V68H117ZM129 67V66H128ZM170 67H172V72H170ZM7 68V67H6ZM20 68V67H19ZM69 68V67H68ZM67 68V69H68ZM70 68H72V67H70ZM115 68V67H114ZM122 68V67H121ZM130 68V67H129ZM135 68V67H134ZM143 68V67H142ZM141 68V70H143ZM155 68V67H154ZM154 68H153V70H154ZM157 68V67H156ZM155 68V69H156ZM2 69V68H1ZM8 69H9V67H8ZM17 69V68H16ZM48 69H46V70H48ZM57 69V68H56ZM56 69H55V71L54 72H56ZM108 69V68H107ZM118 69V68H117ZM116 69V70H117ZM127 69V68H126ZM147 69H145V70H147ZM11 70H12V68H11ZM29 70V69H28ZM42 70H43V68H42ZM48 70V71H49ZM60 70H62V69H60ZM70 71H71V69H69ZM76 70H78V69H76ZM79 70V71H80ZM115 70V69H114ZM123 70V69H122ZM130 70V69H129ZM134 70V69H133ZM150 70V69H149ZM6 71H7V69H6ZM9 71V70H8ZM19 71V70H18ZM22 71V70H21ZM34 71H35V69H34ZM47 71V72H48ZM63 71V70H62ZM67 71V70H66ZM69 71V72H70ZM120 71V70H119ZM139 71V70H138ZM148 71V70H147ZM151 71V70H150ZM155 71V70H154ZM159 71V72H160ZM14 72V71H13ZM16 72V71H15ZM38 72V71H37ZM39 72H40V70H39ZM46 71H44V73H45ZM53 72V71H52ZM53 72V73H54ZM58 72V71H57ZM60 72V71H59ZM72 72V71H71ZM109 72H111V70L109 71ZM123 72V71H122ZM125 72H127V71H125ZM140 72V71H139ZM146 72V71H145ZM152 73V75L154 76V74H153V71H151ZM9 73V72H8ZM48 73H50V71L48 72ZM47 73V74H48ZM73 73V72H72ZM117 73V72H116ZM130 73V71L128 72V74ZM147 73V72H146ZM155 73V72H154ZM156 73H157V71H156ZM156 73H155V76H156ZM174 73V74H175ZM177 73H180L179 74V76L177 75ZM62 74V73H61ZM60 74V75H61ZM79 74V73H78ZM115 74V73H114ZM118 74H119V72H118ZM133 74H136V73H133ZM150 74V73H149ZM151 74H150V76H151ZM158 74L159 73H157V76H158ZM161 74V73H160ZM173 74V75H174ZM4 75V74H3ZM21 75H22V73H21ZM52 75V74H51ZM65 75V74H64ZM142 75H144V74H142ZM162 75V74H161ZM165 75H164V77H165ZM28 76V75H27ZM43 76V75H42ZM48 76V75H47ZM46 76V78H48ZM53 76H55V75H53ZM52 76V77H53ZM69 76V75H68ZM73 76V75H72ZM75 76V75H74ZM78 76V75H77ZM79 76H81V74L79 75ZM78 76V77H79ZM121 76V75H120ZM155 76H154V78H155ZM0 77H2L1 75H0ZM50 77V76H49ZM59 77V76H58ZM57 77V78H58ZM62 77H63V75H62ZM64 77H66V76H64ZM115 77V76H114ZM126 77H129V76H126ZM142 77V76H141ZM160 77V76H159ZM23 78V77H22ZM28 78V77H27ZM120 78V77H119ZM132 78V77H131ZM162 78H163V76H162ZM161 78V79H162ZM174 78H175V75H174ZM185 78V79H184ZM40 79V78H39ZM42 79V78H41ZM54 79V78H53ZM56 79V78H55ZM116 79V78H115ZM114 79V80H115ZM127 79V78H126ZM137 79H139V78H137ZM158 78L156 77V79H155V81L157 80ZM160 79V78H159ZM38 80V79H37ZM73 80H77L76 82L75 81H73ZM113 80V79H112ZM128 80V79H127ZM130 80H132V79H130ZM133 80H134V77H133ZM10 81V80H9ZM12 81V80H11ZM30 81V80H29ZM48 81H49V79H48ZM79 81H81L83 84H81V83H79ZM84 81H86L87 83L86 84H84L85 82ZM118 81V80H117ZM120 81H121V79H120ZM119 81V82H120ZM134 81H136V80H134ZM133 81V82H134ZM151 81H152V76H151ZM159 81H161V80H159ZM173 81H170V82H173ZM13 82V81H12ZM22 82V84H23V80L21 81ZM44 82V81H43ZM75 82V83H74ZM114 82V81H113ZM115 82H116V80H115ZM133 82H132V85H133ZM145 82V81H144ZM144 82H142L143 83V85H144ZM162 82V81H161ZM160 82V83H161ZM166 82H167V80H166ZM166 82H165V84H166ZM173 82V83H174ZM52 83V82H51ZM57 83V82H56ZM56 83H55V86H56ZM71 83V82H70ZM124 83V82H123ZM154 83V82H153ZM158 83V82H157ZM164 83V82H163ZM6 84V83H5ZM27 84V83H26ZM30 84V83H29ZM37 84H40V83H37ZM50 84V83H49ZM54 84V83H53ZM63 84V83H62ZM71 84V86H73ZM119 84V83H118ZM125 84H126V82H125ZM141 84V83H140ZM148 84V83H147ZM159 84V83H158ZM60 85V90H62V89H64V88H62L61 89V84H59ZM58 85V86H59ZM66 85H68V84H66ZM126 85H128V84H126ZM148 85H150V84H148ZM160 85V84H159ZM159 85H157V88H158V86ZM169 85V84H168ZM2 86H3V84H2ZM12 86H13V83H12ZM19 86V85H18ZM29 86V85H28ZM53 86V85H52ZM63 86H65V85H63ZM70 85H69V87L68 88H70L71 87ZM83 86H88V87H83ZM120 86V85H119ZM142 86V85H141ZM145 86H146V84H145ZM154 86V85H153ZM156 86V85H155ZM167 85H165V87H166ZM10 87V86H9ZM14 87V86H13ZM47 87V86H46ZM125 87V86H124ZM126 87H128V86H126ZM137 87V86H136ZM150 87H152V86H150ZM160 87H161V85H160ZM163 87V86H162ZM169 86H167V88H168ZM170 87V88H171ZM21 88V87H20ZM66 88V87H65ZM117 88V87H116ZM134 88V87H133ZM138 88H141V87H139L138 86ZM154 88V87H153ZM164 88V87H163ZM23 89V88H22ZM31 89V88H30ZM54 89V88H53ZM129 89H130V87H129ZM148 89H150V88H148ZM165 90H166V88H164ZM164 89L162 90V91H164ZM172 89V91H174ZM2 90V89H1ZM9 90V89H8ZM29 90V89H28ZM28 90H26V91H28ZM38 90V89H37ZM45 90H47V89H45ZM69 90V89H68ZM123 90V89H122ZM132 90V89H131ZM134 90V89H133ZM140 90V89H139ZM142 90V89H141ZM147 90V89H146ZM171 90V89H170ZM7 91V90H6ZM30 91H32V90H30ZM49 91V90H48ZM120 91V90H119ZM134 91H137V90H134ZM153 91V90H152ZM154 91H156V89L154 90ZM153 91V92H154ZM158 91V90H157ZM161 91V90H160ZM171 91V92H172ZM29 92V91H28ZM117 92V91H116ZM123 92V91H122ZM121 92V93H122ZM125 92V91H124ZM129 92V91H128ZM128 92H126V93H128ZM133 92V91H132ZM143 92H144V90H143ZM143 92H140V93H143ZM146 92H148V91H145V93ZM165 92V91H164ZM174 92V94H176ZM6 93V92H5ZM51 93V92H50ZM125 93V94H126ZM131 93V92H130ZM138 93V92H137ZM136 93V94H137ZM149 93V92H148ZM155 93H157V92H155ZM163 93V92H162ZM166 93V92H165ZM168 93H169V91H168ZM168 93H166V94H168ZM30 94V93H29ZM64 94H66V93H64ZM63 94V95H64ZM115 94V93H114ZM118 94H120V93H118ZM122 94H124V93H122ZM135 94V93H134ZM139 94V93H138ZM160 94V93H159ZM158 94V95H159ZM172 94V93H171ZM20 95V94H19ZM27 95V94H26ZM131 95V94H130ZM163 95H164V93H163ZM168 95H170V94H168ZM4 96V95H3ZM39 96V95H38ZM59 96V95H58ZM62 96V95H61ZM116 96V95H115ZM124 96V95H123ZM128 96V95H127ZM137 96V95H136ZM135 96V98H137ZM153 95H151V98H153L154 99V97H152ZM154 96H157V95H154ZM167 96V95H166ZM178 96H180L179 94H178ZM178 96H176L175 95V97H178ZM10 97H11V95H10ZM19 97V96H18ZM17 97V98H18ZM22 97V96H21ZM31 97V96H30ZM120 97V96H119ZM131 97H133V95H131ZM139 97V96H138ZM140 97H141V94H140ZM144 97V96H143ZM142 97V98H143ZM146 97V96H145ZM144 97V98H145ZM159 97V96H158ZM162 96H160V98H161ZM174 97V96H173ZM32 98V97H31ZM35 98V97H34ZM65 98H67V97H65ZM68 98H67V100H68ZM125 98V97H124ZM130 98V97H129ZM144 98L142 99V100H144ZM164 98V97H163ZM185 98V99H184ZM37 99H38V97H37ZM62 99V98H61ZM63 99H64V97H63ZM119 99V98H118ZM127 99V98H126ZM147 99H148V97H147ZM164 99H166V97L164 98ZM163 99V100H164ZM168 99H170L169 97H168ZM32 100V99H31ZM54 100H56V99H54ZM122 100H123V97H122ZM141 100V99H140ZM145 100H146V98H145ZM144 100V101H145ZM160 100V99H159ZM162 100V99H161ZM173 100H175V99H173ZM16 101V100H15ZM20 101V100H19ZM39 101V100H38ZM64 101H66V99H64ZM63 101V102H64ZM135 101V100H134ZM137 101V100H136ZM149 101V100H148ZM155 101V100H154ZM164 101H166V100H164ZM178 101V100H177ZM37 102V101H36ZM41 102H42V100H41ZM140 102V101H139ZM143 102V101H142ZM161 102V101H160ZM160 102H158V103H160ZM167 102V101H166ZM168 102H170V101H168ZM176 102V101H175ZM18 103V102H17ZM20 103V102H19ZM21 103H22V101H21ZM32 103H34V102H32ZM68 103V102H67ZM69 103V104H70ZM132 103V102H131ZM144 103H147V102H143V104ZM149 103H150V101H149ZM153 103V102H152ZM157 103V104H158ZM178 103H179V101H178ZM234 103H236V102H234ZM10 104V103H9ZM8 104V105H9ZM15 104V103H14ZM28 104V103H27ZM124 104V103H123ZM127 104V103H126ZM140 104V103H139ZM155 104H156V102H155ZM156 104V105H157ZM177 104V103H176ZM179 104H181V103H179ZM227 104H230V103H227ZM233 104V103H232ZM237 104H238V102H237ZM236 104V105H237ZM3 105V104H2ZM5 105V104H4ZM8 105H6V106H8ZM23 105V104H22ZM37 105V104H36ZM61 105V104H60ZM68 105V104H67ZM128 105V107H129V104H127ZM131 105V104H130ZM138 104H136V106H137ZM154 105V104H153ZM171 105V104H170ZM174 105H175V103H174ZM173 105V106H174ZM183 105V104H182ZM185 105V104H184ZM231 105V104H230ZM235 105V106H236ZM16 106V105H15ZM21 106V105H20ZM134 106V105H133ZM132 106V107H133ZM139 106V105H138ZM172 106V107H173ZM224 107H225V105H223ZM2 107V106H1ZM0 107V108H1ZM38 107V106H37ZM41 107V106H40ZM125 107V106H124ZM135 107V106H134ZM142 106H140V108H141ZM150 107H151V104H150ZM155 107V106H154ZM170 107V106H169ZM171 107V108H172ZM215 106L213 105V107L212 108H214ZM230 107L231 106H229V107H225V108H229L230 109ZM236 107H238V105L236 106ZM249 107V106H248ZM24 108V107H23ZM28 108V107H27ZM144 108V107H143ZM142 108V109H143ZM162 108V107H161ZM179 108V107H178ZM183 108V107H182ZM181 108V109H182ZM222 110H221V109ZM232 108H234V105L232 106ZM231 108V109H232ZM239 108V107H238ZM247 108V107H246ZM246 108H243L244 110L246 109ZM254 108V107H253ZM257 108L255 109V111L257 110ZM13 109V108H12ZM11 108H10V110H12ZM68 109V108H67ZM74 109H73V111H74ZM129 109V108H128ZM131 109V108H130ZM133 109V108H132ZM135 109H136V107H135ZM134 109V110H135ZM145 109H147V108H145ZM148 109H149V107H148ZM151 109H152V107H151ZM165 109V108H164ZM185 109H187V108H185ZM243 109L241 110V106H240V108L238 109V110H241V111H243ZM251 109V108H250ZM16 110V109H15ZM36 110V109H35ZM72 110V109H71ZM125 110H127V109H125ZM141 110V109H140ZM150 110V109H149ZM148 110V111H149ZM158 110V109H157ZM170 110V109H169ZM175 110V109H174ZM176 110H177V108H176ZM233 110V109H232ZM4 111V110H3ZM8 111V110H7ZM128 111V110H127ZM137 111H139V108H138V110ZM136 111V112H137ZM141 111H143V110H141ZM173 111V110H172ZM188 111V110H187ZM212 112L211 113H213V109L211 110ZM249 111H251V110H249ZM18 112V111H17ZM16 112V113H17ZM61 112V111H60ZM131 112H132V110H131ZM135 112V111H134ZM179 112V111H178ZM186 112V111H185ZM184 112V113H185ZM218 112H216V113H218ZM244 112H246V111H244ZM244 112H243V114H244ZM251 112H253V110L251 111ZM250 112V114H252ZM21 113V112H20ZM31 113H32V111H31ZM40 113H42V112H40ZM69 113V112H68ZM130 113V112H129ZM139 113V112H138ZM145 113V112H144ZM186 113H188V112H186ZM185 113V114H186ZM215 113V114H216ZM229 113H230V111H229ZM231 113H232V111H231ZM237 113H238V116L236 117V116H234L236 119H234V120H241L240 122H238L239 123V126H238V123H237V125L236 126H238V127H236V128H238V131H236V128H235V131L236 132H238L239 134L240 133H242V132H244L245 131V129L248 127V126H250V125H247L248 124V117H251V119H252V115H250V116H248V114H247V116H242V112L240 113L239 111H237ZM247 113V112H246ZM258 113V114H257ZM131 114V113H130ZM136 114V113H135ZM140 114H142V113H140ZM151 114V113H150ZM166 114H167V112H166ZM223 114V115H224ZM40 115V114H39ZM82 115H80V116H82ZM129 115V114H128ZM153 115V114H152ZM155 115H156V113H155ZM180 115H181V113H180ZM182 115H183V113H182ZM181 115V116H182ZM212 116H213V114H211ZM210 115V116H211ZM227 116H229L228 114H226ZM245 115V114H244ZM254 115V117H255V114H253ZM9 116V115H8ZM22 116H23V114H22ZM30 116V115H29ZM132 116V115H131ZM135 115H133L132 117H134ZM140 116V115H139ZM169 116V115H168ZM173 116V115H172ZM175 117L176 116H178L177 114L176 115H174ZM211 116V117H212ZM0 117H2V116H0ZM34 117V116H33ZM75 117V116H74ZM146 117V116H145ZM179 117V116H178ZM187 117H189L188 116V114H187ZM208 117V119L210 120L211 118L209 117V115L207 116ZM206 117V118H207ZM216 117V116H215ZM214 117V118H215ZM218 117V116H217ZM216 117V118H217ZM225 118H226V116H224ZM223 116H222V118H224ZM233 117V118H234ZM244 117V118H243ZM36 118V117H35ZM34 118V119H35ZM137 118V117H136ZM135 118V119H136ZM141 118V117H140ZM160 118H161V116H160ZM185 118V117H184ZM199 118V117H198ZM201 119H205L204 117L202 118V117H200ZM199 118V119H200ZM220 118H221V116H220ZM219 118V119H220ZM222 118L220 119V120H222ZM228 118V117H227ZM231 119H233L232 117H230ZM229 118V119H230ZM18 119V118H17ZM28 119V118H27ZM131 119V118H130ZM190 119V118H189ZM200 119V120H201ZM208 119H205V120H207V121H209ZM262 119H264V117L262 118ZM33 120V119H32ZM44 120V119H43ZM65 120V119H64ZM142 120H143V118H142ZM149 120V119H148ZM178 121H179V119H177ZM192 120V119H191ZM200 120H198V121H200ZM205 120H204V122H205ZM215 120V119H214ZM217 120H218V118H217ZM217 120H216V122H217ZM256 120H257V118H256ZM4 121V120H3ZM19 121V120H18ZM40 121V120H39ZM81 121H83V120H81ZM80 121V122H81ZM87 121V122H88ZM137 121V120H136ZM135 121V122H136ZM140 121V120H139ZM162 121V120H161ZM185 121V120H184ZM206 121V122H207ZM223 121H225V119H223L222 120V122ZM227 121H230V120H227ZM227 121H226V123H227ZM263 121V120H262ZM1 122V121H0ZM21 122H23V121H21ZM30 122V121H29ZM38 121H36V123H37ZM79 122V123H80ZM85 122V121H84ZM86 122V123H87ZM175 122V121H174ZM173 122V123H174ZM202 123H203V121H201ZM213 121H211V122H209L210 124L212 123ZM221 122V123H222ZM251 122L252 123H254L253 122V120H251ZM251 122L249 123V124H251ZM258 122H261V120L259 121L258 120ZM258 122H255V123H258ZM16 123V122H15ZM19 123V122H18ZM28 123V122H27ZM45 123V122H44ZM43 123V124H44ZM137 123V122H136ZM145 123V122H144ZM152 123V122H151ZM191 123H193V122H191ZM194 123H197L196 121L194 122ZM198 123H200V122H198ZM208 123V124H209ZM220 123V124H221ZM230 123H234L233 121H230ZM25 124V123H24ZM33 124H34V122H33ZM43 124H41V125H43ZM134 124V123H133ZM139 124H140V122H139ZM181 124V123H180ZM188 124V123H187ZM207 124V123H206ZM206 124H205V126H206ZM209 124V125H210ZM216 124H218V122L216 123ZM228 124H229V122L227 123V125H224V123H222V125H224V127H227V129H228V127L230 128V125L228 126ZM261 124V123H260ZM35 125V124H34ZM141 125V124H140ZM158 125V124H157ZM183 125V124H182ZM190 125V124H189ZM196 125V124H195ZM194 125V126H195ZM232 125V124H231ZM234 125V124H233ZM232 125V126H233ZM13 126V125H12ZM19 126V125H18ZM23 126V125H22ZM57 126V125H56ZM75 126H76V124H75ZM136 126V125H135ZM145 126H147V125H145ZM181 126V125H180ZM197 126H199V124L197 125ZM208 126V125H207ZM16 127V126H15ZM20 127V126H19ZM88 127V126H87ZM141 127V126H140ZM143 127V126H142ZM168 127V126H167ZM215 127V126H214ZM222 126H220V128H221ZM224 127H222V129H224ZM255 127H257V125H255ZM258 127H259V125H258ZM0 128H1V126H0ZM24 128V127H23ZM41 128V127H40ZM75 128H77V127H75ZM149 128V127H148ZM162 128V127H161ZM177 128V127H176ZM182 128V127H181ZM212 128V127H211ZM219 128V129H220ZM248 128H250V127H248ZM262 128V127H261ZM260 128V129H261ZM2 129V128H1ZM18 129V128H17ZM16 129V130H17ZM38 129V128H37ZM42 129V128H41ZM78 129V128H77ZM138 129V128H137ZM139 129H141V128H139ZM174 129V128H173ZM192 129V128H191ZM198 129V128H197ZM201 129V128H200ZM203 130H204V128H202ZM208 129H210V128H208ZM215 129V128H214ZM221 129V130H222ZM226 129V128H225ZM8 130V129H7ZM20 130V129H19ZM33 130V129H32ZM44 130V129H43ZM144 130H146V129H143V131ZM184 130V129H183ZM199 130V129H198ZM197 130V131H198ZM211 130V129H210ZM217 130V129H216ZM247 130V129H246ZM253 130V129H252ZM30 131V130H29ZM37 131V130H36ZM40 131V130H39ZM66 131V130H65ZM71 131V130H70ZM76 131V130H75ZM83 131V130H82ZM138 131V130H137ZM136 131V132H137ZM143 131H141L142 133H143ZM150 132H151V130H149ZM205 131V130H204ZM203 131V132H204ZM214 131V130H213ZM224 131H226V130H224ZM249 131V130H248ZM257 131V130H256ZM18 132V131H17ZM34 132V131H33ZM89 132V131H88ZM149 132V133H150ZM174 132V131H173ZM178 132V131H177ZM184 132V131H183ZM185 132H186V130H185ZM189 132H191V131H189ZM210 132V131H209ZM209 132H207V133H209ZM222 132V131H221ZM4 133V132H3ZM6 133H8V132H6ZM25 133V132H24ZM28 133V132H27ZM54 133V132H53ZM59 133V132H58ZM73 133V132H72ZM138 133V132H137ZM145 133L146 132H144V134L143 135H145ZM151 133H153V132H151ZM150 133V134H151ZM172 133V132H171ZM181 133V132H180ZM192 133V132H191ZM196 133V132H195ZM200 133H202V131L200 132ZM211 133V132H210ZM217 133V132H216ZM231 133V132H230ZM246 133V132H245ZM244 133V134H245ZM249 133V132H248ZM255 133V132H254ZM258 133V132H257ZM260 133V132H259ZM1 134V136H0V156H2V155H5L7 158H11L12 159V157L14 158V161H16V162H14L15 163V165H16V163L19 165V167L20 168H22V169H24V170H26L27 172H29V174L31 175V177L29 176V178H30V180L32 179H34L33 181H35L36 180V178H35V176L36 177H38L37 175H35V167H36V165L39 167V165H38V163L36 164V162H35V164L34 163H27L28 161H26V160H24L22 157L23 156H21V154L19 155V150H17V148H16V144H11V143H9V142H7L6 140H5V138H4V136L2 135V133H0ZM19 134V133H18ZM47 134V133H46ZM50 134H52V133H50ZM68 134V133H67ZM165 134H167V133H165ZM182 134V133H181ZM203 134V133H202ZM214 134V133H213ZM236 134V133H235ZM243 134V135H244ZM260 134H262V133H260ZM6 135V134H5ZM25 135V134H24ZM44 135V134H43ZM65 135V134H64ZM75 135V134H74ZM147 135H149V134H146V136ZM212 134H210L209 136H211ZM255 135H256V133H255ZM264 135V134H263ZM3 136V137H2ZM10 136V135H9ZM14 136V135H13ZM18 136V135H17ZM21 136V135H20ZM27 136V135H26ZM61 136V135H60ZM76 136V135H75ZM74 136V137H75ZM80 136V135H79ZM142 136V135H141ZM154 136L155 135H153V138H154ZM187 136V135H186ZM189 136V135H188ZM195 136V135H194ZM196 136H198V135H196ZM200 136H201V134H200ZM220 136H222V135H220L219 134V137ZM228 136V135H227ZM250 136V135H249ZM261 136V135H260ZM6 137H8V136H6ZM15 137H16V135H15ZM24 137V136H23ZM38 137V136H37ZM47 137V136H46ZM71 137V136H70ZM92 137V136H91ZM139 137V136H138ZM144 137V136H143ZM176 137H177V134H176ZM191 137V136H190ZM189 137V138H190ZM202 137V136H201ZM243 137V136H242ZM45 138V137H44ZM59 138V137H58ZM62 138H63V135H62ZM69 138V137H68ZM67 137H66V139H68ZM73 138V137H72ZM77 138V137H76ZM75 138V139H76ZM93 138V137H92ZM146 138V137H145ZM170 138V137H169ZM180 138V137H179ZM203 138V137H202ZM210 138H212V136L210 137ZM227 138V137H226ZM225 138V139H226ZM255 138V137H254ZM253 138V139H254ZM11 139V138H10ZM21 139V138H20ZM24 139V138H23ZM78 139V138H77ZM141 139V138H140ZM151 139V138H150ZM216 139H218V138H216ZM228 139V138H227ZM237 139H238V137H237ZM242 139V138H241ZM250 139H252V137L250 138ZM256 139H258V138H256ZM261 139H262V136H261ZM261 139H259V141L261 140ZM28 140V139H27ZM50 140V139H49ZM53 140V139H52ZM65 140V139H64ZM89 140V139H88ZM92 140V139H91ZM97 140V139H96ZM143 140V139H142ZM149 140V139H148ZM161 140V139H160ZM189 140V139H188ZM196 140V139H195ZM215 140V139H214ZM219 140V139H218ZM263 140V139H262ZM37 141V140H36ZM57 141V140H56ZM145 141V140H144ZM144 141H142V142H144ZM153 141V139H151V142ZM155 141H157V140H155ZM194 141V140H193ZM202 141V140H201ZM205 141V140H204ZM212 141H213V139H212ZM211 141V142H212ZM228 141H230V140H228ZM227 141V142H228ZM235 141H237V140H235ZM20 142V140H18V143ZM33 142V141H32ZM50 142V141H49ZM70 142H71V140H70ZM92 142V141H91ZM94 142H95V139H94ZM169 142H172V141H169ZM168 142V143H169ZM196 142V141H195ZM199 142H200V140H199ZM208 142V141H207ZM216 142V141H215ZM238 142V141H237ZM254 142V141H253ZM17 143V144H18ZM30 143V142H29ZM44 143V142H43ZM58 143V142H57ZM62 143V142H61ZM159 143H160V141H159ZM188 143V142H187ZM191 143V142H190ZM194 143V142H193ZM201 143V142H200ZM206 143V142H205ZM204 143V144H205ZM220 143V142H219ZM218 143V144H219ZM226 143V142H225ZM230 143V142H229ZM247 143V142H246ZM254 143H256V142H254ZM264 143V142H263ZM21 144H23V142L21 143ZM31 144V143H30ZM46 144V143H45ZM69 144V143H68ZM98 144V143H97ZM155 144V143H154ZM154 144H153V146H154ZM161 144H163V142L161 143ZM171 145H172V143H170ZM195 144V143H194ZM207 144V143H206ZM205 144V145H206ZM209 144H210V142H209ZM214 144V143H213ZM212 144V145H213ZM216 144V143H215ZM228 144V143H227ZM241 144V143H240ZM248 144H250V143H248ZM16 145V146H15ZM20 144H18V146H19ZM34 145V144H33ZM40 144H38L37 146H39ZM43 145V144H42ZM54 145H56V144H54ZM70 145V144H69ZM95 145V144H94ZM148 145V144H147ZM147 145H145V146H147ZM150 145V144H149ZM163 145H165V142H164V144ZM199 145V144H198ZM230 145V144H229ZM239 145V144H238ZM247 145V144H246ZM17 146V147H18ZM22 146V145H21ZM25 146V145H24ZM47 146V145H46ZM45 146V147H46ZM97 146V145H96ZM95 146V147H96ZM168 146V145H167ZM187 146V145H186ZM209 146V145H208ZM207 146V147H208ZM217 147L218 145H214V147ZM242 146V145H241ZM32 147V146H31ZM40 147V146H39ZM92 147V146H91ZM101 147V146H100ZM138 147H139V145H138ZM157 147H159L158 146V144H157ZM157 147L155 148V149H157ZM162 147V146H161ZM165 147V146H164ZM171 147V146H170ZM169 146H168V148H170ZM178 147V146H177ZM182 147V146H181ZM198 147V146H197ZM202 148H203V146H201ZM206 147V146H205ZM206 147V148H207ZM215 147V148H216ZM220 147V146H219ZM225 147H227L226 145H225ZM228 147H231V146H228ZM235 147H236V145H235ZM25 148V147H24ZM33 148H35V147H33ZM56 148V147H55ZM102 148V147H101ZM141 148V147H140ZM145 148V147H144ZM149 148V147H148ZM154 148V147H153ZM152 148V149H153ZM167 148V149H168ZM171 148H173V145H172V147ZM182 148H184V147H182ZM181 148V149H182ZM193 148H195L194 146H193ZM200 148V147H199ZM198 148V149H199ZM209 148H210V146H209ZM221 148V147H220ZM223 148V147H222ZM237 148V147H236ZM18 149H20V151L21 150H23V148H20V147H18ZM26 149V148H25ZM28 149H29V147H28ZM31 149V148H30ZM30 149H29V151H30ZM36 149V148H35ZM40 149V148H39ZM61 149V148H60ZM67 149V148H66ZM65 149V150H66ZM76 149V148H75ZM96 149V148H95ZM135 149V150H136ZM161 149V148H160ZM185 149V148H184ZM201 149V148H200ZM211 149V148H210ZM214 149V148H213ZM212 149V150H213ZM228 149V148H227ZM231 149V148H230ZM233 149V148H232ZM231 149V150H232ZM238 149V148H237ZM242 149V148H241ZM241 149H238V150H240V151H243V149L241 150ZM51 150V152H52V149H50ZM64 150V149H63ZM72 150V149H71ZM103 150V149H102ZM134 150V151H135ZM140 150H142V149H140ZM144 150V149H143ZM148 150V149H147ZM150 150V149H149ZM180 150V149H179ZM202 150V149H201ZM200 150V151H201ZM205 150V149H204ZM234 150V149H233ZM237 150V151H238ZM244 150H245V148H244ZM27 151V150H26ZM43 151V150H42ZM53 151H54V149H53ZM68 151V150H67ZM66 151V152H67ZM96 151V150H95ZM158 151H160V150H158ZM166 151V150H165ZM165 151H164V154H165ZM168 151V150H167ZM170 151V150H169ZM168 151V152H169ZM196 151H197V149H196ZM199 151V150H198ZM197 151V152H198ZM207 151H209V150H207ZM214 151V150H213ZM216 151V150H215ZM214 151V152H215ZM224 151V150H223ZM227 151V150H226ZM225 151V152H226ZM33 152H34V150H33ZM70 151H68V153H69ZM89 152V151H88ZM128 152V153H127ZM139 152V151H138ZM147 152V151H146ZM154 152V151H153ZM180 152V151H179ZM178 152V153H179ZM196 152V153H197ZM211 152V151H210ZM234 152V151H233ZM236 152V151H235ZM245 152V151H244ZM10 155V157H8V154ZM60 153V152H59ZM58 153V154H59ZM65 153V152H64ZM67 153V154H68ZM93 153V152H92ZM98 153V152H97ZM132 153H134V152H132ZM144 153H145V151H144ZM162 153H163V151H162ZM170 153H172V152H170ZM194 153V152H193ZM204 153V152H203ZM217 153H218V151H217ZM222 153L223 152H221V155H222ZM246 153V152H245ZM257 153V152H256ZM48 154V153H47ZM56 154V153H55ZM90 154V153H89ZM93 154H95V153H93ZM105 154V153H104ZM148 154V153H147ZM159 154V153H158ZM200 154H201V152H200ZM199 154V155H200ZM205 154V153H204ZM212 154H213V152H212ZM215 154V153H214ZM231 154V153H230ZM235 154V153H234ZM240 154V153H239ZM30 155V154H29ZM63 155H65L66 156V154H63ZM62 155V156H63ZM69 155V154H68ZM101 155V154H100ZM111 155H113V154H111ZM111 155H110V157H111ZM117 155V154H116ZM142 155V154H141ZM149 155V154H148ZM161 155V154H160ZM176 155V154H175ZM208 155H210V154H208ZM219 155V154H218ZM220 155V156H221ZM226 155L228 156L229 154H227L226 153ZM226 155H223V156H225L226 157ZM242 155V154H241ZM253 155V154H252ZM256 155V154H255ZM260 155V156H259ZM45 156H46V154H45ZM58 156V155H57ZM72 156V155H71ZM88 156H90V155H88ZM128 156V155H127ZM139 155L137 154V156L136 157H138ZM143 156V155H142ZM145 156V155H144ZM159 156V155H158ZM204 156V155H203ZM207 156V155H206ZM205 156V157H206ZM214 156H216V155H214ZM260 158H259V157ZM263 158H262V157ZM4 157V156H3ZM5 157V158H6ZM37 157V156H36ZM44 157V156H43ZM64 157V156H63ZM63 157H61V158H63ZM113 157V156H112ZM133 157H135V156H133ZM140 157V156H139ZM168 157V156H167ZM166 157V158H167ZM171 157V156H170ZM169 157V158H170ZM204 157V158H205ZM222 157V156H221ZM228 157H230V156H228ZM239 157V156H238ZM237 157V158H238ZM243 157H244V154H243ZM253 157H255V156H253ZM1 158V157H0ZM6 158V159H7ZM55 158V157H54ZM53 158V159H54ZM75 158V157H74ZM89 158V157H88ZM117 158V157H116ZM172 158H175L174 156H172ZM200 158V157H199ZM214 158V157H213ZM217 158V157H216ZM216 158H214L215 160H216ZM219 158V157H218ZM217 158V159H218ZM231 158V157H230ZM242 158V157H241ZM258 158V160H256ZM257 158L255 159V162H256V166L258 167L259 166V168H257L258 169V172L260 171V173H262V174H264V170H263V168H264V156L259 152V154L257 155ZM4 159V158H3ZM39 159H40V157H39ZM46 159V158H45ZM48 159H49V157H48ZM59 159V158H58ZM71 159V158H70ZM95 159V158H94ZM128 159V158H127ZM168 159V158H167ZM206 159V158H205ZM211 159V158H210ZM214 159H212V161L214 160ZM223 159V158H222ZM225 159H227V158H225ZM244 159H246V158H244ZM22 160H24V161H22ZM29 160V159H28ZM63 160H67V159H63ZM69 160V159H68ZM91 160V159H90ZM96 160V159H95ZM101 160V159H100ZM114 160V159H113ZM219 160V159H218ZM221 160V159H220ZM230 160V159H229ZM233 160V159H232ZM237 160V159H236ZM10 161V160H9ZM49 162H50V160H48ZM57 161V160H56ZM62 161V160H61ZM108 161V160H107ZM106 161V162H107ZM117 161V160H116ZM136 161V160H135ZM148 161V160H147ZM151 161V160H150ZM154 161V160H153ZM164 161V160H163ZM170 161V160H169ZM174 161H175V159H174ZM202 161V160H201ZM208 161V160H207ZM223 161H224V159H223ZM222 161V162H223ZM238 161H240V160H238ZM242 161V160H241ZM250 161H251V159H250ZM45 162V161H44ZM58 162V161H57ZM109 162V161H108ZM167 162V161H166ZM176 163H177V160L175 161ZM209 162V161H208ZM221 162V161H220ZM233 162V161H232ZM236 162V161H235ZM243 162V161H242ZM258 162V163H257ZM13 163V162H12ZM11 163V164H12ZM68 163V162H67ZM75 163V162H74ZM73 163V164H74ZM92 163V162H91ZM151 163V162H150ZM168 163H170V162H168ZM168 163L166 164L168 167H169V165H168ZM173 162L171 161V164H172ZM213 163V162H212ZM240 163V162H239ZM238 163V164H239ZM254 163V162H253ZM252 163V164H253ZM4 164V163H3ZM42 164V163H41ZM53 164V163H52ZM51 164V165H52ZM57 164V163H56ZM59 164H61L60 163V161H59ZM88 164V163H87ZM93 164V163H92ZM96 164V163H95ZM94 164V165H95ZM144 164V163H143ZM147 164V163H146ZM149 164V163H148ZM153 164H154V162H153ZM170 164V165H171ZM178 164V163H177ZM215 164V163H214ZM224 164V163H223ZM236 164V163H235ZM258 164V165H257ZM50 165V164H49ZM48 165V166H49ZM55 165V164H54ZM118 165V164H117ZM164 165H165V163H164ZM211 165V164H210ZM221 165V164H220ZM225 165V164H224ZM230 165V164H229ZM241 165H242V163H241ZM244 165V164H243ZM251 165V164H250ZM43 166H44V163H43ZM62 166H63V164H62ZM84 166V165H83ZM98 166H99V164H98ZM145 166V165H144ZM167 166H165V168L167 167ZM177 166V165H176ZM206 166H208V165H206ZM212 166V165H211ZM216 166V165H215ZM228 166V165H227ZM227 166H226V168H227ZM239 166V165H238ZM14 167V166H13ZM100 167V166H99ZM167 167V168H168ZM172 167H173V165H172ZM222 168V170H223V166H221ZM243 166H241V168H242ZM8 168V167H7ZM15 168H16V166H15ZM50 168V167H49ZM59 168V167H58ZM156 168V167H155ZM165 168H164V170H165ZM166 168V169H167ZM171 168V167H170ZM215 168V167H214ZM225 168V169H226ZM230 168V167H229ZM234 168H235V166H234ZM245 168V167H244ZM19 169V168H18ZM52 169H53V167H52ZM179 169V168H178ZM185 169V168H184ZM190 169V168H189ZM202 169V168H201ZM209 169H211V168H209ZM217 169V168H216ZM215 169V170H216ZM218 169L219 170H221L219 167H218ZM232 169V168H231ZM257 169H255V170H257ZM36 170H37V168H36ZM43 170V169H42ZM49 170V169H48ZM47 170V171H48ZM56 170V169H55ZM54 170V171H55ZM142 170V169H141ZM161 170V169H160ZM177 170V169H176ZM239 170L240 169H238V172H239ZM242 170V169H241ZM253 170V169H252ZM262 170V171H261ZM11 171H13L12 169H11ZM15 171V173H17V171H16V169L14 170ZM19 171V170H18ZM23 171V170H22ZM41 171V170H40ZM39 170H38V172H40ZM50 171V170H49ZM53 171V172H54ZM59 171V170H58ZM64 171V170H63ZM116 171V170H115ZM166 171V170H165ZM8 172V171H7ZM52 172V171H51ZM53 172H52V174L51 175H53ZM60 172H61V170H60ZM75 172V171H74ZM100 172V171H99ZM162 172V171H161ZM160 172V173H161ZM168 172V171H167ZM176 172H178V171H176ZM175 172V173H176ZM216 173L218 172V170H216L215 171ZM221 172H223V171H221ZM225 172V171H224ZM230 172V171H229ZM237 172V173H238ZM242 171H240L239 173H241ZM245 172V171H244ZM254 172V171H253ZM258 172H256V173H258ZM19 173H20V171H19ZM37 173V172H36ZM42 173H44L43 171H42ZM48 173V172H47ZM86 173V172H85ZM126 173V172H125ZM131 173V172H130ZM148 173V172H147ZM160 173H159V175H160ZM181 173V172H180ZM187 173V172H186ZM194 173V172H193ZM206 173V172H205ZM228 173V172H227ZM260 173H258V175H256V176H258V179H260V178H263L264 177V175H262V177H259V175H260ZM4 174V173H3ZM24 174H26V172L24 173ZM40 174V173H39ZM45 174H46V172H45ZM74 174V173H73ZM78 174V173H77ZM151 174V173H150ZM167 174V173H166ZM165 174V175H166ZM171 174H174L173 172L171 173ZM182 174V173H181ZM188 174H190V173H188ZM235 174V173H234ZM15 175V174H14ZM17 175V174H16ZM16 175H15V177H12V178H10V180L12 181V179H14V178H16L17 179V177H16ZM19 175H21L20 176V178L22 177L23 178V175L22 174H19ZM18 175V176H19ZM41 175V174H40ZM48 175V174H47ZM50 175V174H49ZM50 175V176H51ZM55 175H56V172H55ZM69 175V174H68ZM102 175V174H101ZM120 175V174H119ZM176 175V174H175ZM186 175V174H185ZM184 175V176H185ZM208 175V174H207ZM220 175V174H219ZM227 175V174H226ZM225 175V176H226ZM240 175V174H239ZM239 175H237V176H239ZM250 175V176H249ZM260 175V176H261ZM12 176V175H11ZM57 176V175H56ZM62 176V175H61ZM73 176V175H72ZM154 176V175H153ZM169 176H170V173H169ZM169 176H168V178H169ZM178 176H179V173H178ZM182 176H183V174H182ZM190 176V175H189ZM228 176V175H227ZM233 176V175H232ZM235 176V175H234ZM234 176H233V178H234ZM241 176V175H240ZM245 176H246V174H245ZM245 176H243L242 175V177L244 178ZM248 176H249V178H248ZM255 176V173H253L252 174V172H250V174L248 173L247 174V178H248V180H249V184H251L252 182V188H259L258 187V185H260V183H261V181H260V183H259V181L257 182L256 180H257V177ZM7 177V176H6ZM28 177V176H27ZM54 177V176H53ZM89 177V176H88ZM101 177V176H100ZM131 177V176H130ZM160 177H162V175L160 176ZM187 177H188V175H187ZM212 177H214V176H212ZM218 177V176H217ZM8 178V177H7ZM24 178H26V177H24ZM43 178V177H42ZM41 177H40V179H39V181H37L38 182V184H41V183H39L40 182V180L42 179ZM51 178H52V176H51ZM51 178H49V180L51 179ZM62 178V177H61ZM128 178V177H127ZM174 179H175V177H173ZM215 178V177H214ZM235 178H237V177H235ZM16 179H14V186L12 185L13 183H10V185L11 186H13V188H9V190L10 189H13V190H15L16 189V187H17V190L20 192V190H23L24 188H23V186H22V184H21V182L19 181L20 179H19V177H18V180H16ZM58 179V178H57ZM66 179V178H65ZM89 179V178H88ZM226 179H228V178H226ZM225 179V180H226ZM245 179V178H244ZM5 180H8V179H6L5 178ZM5 180H3V181H5ZM21 180H23V179H21ZM26 180H27V178H26ZM48 180V181H49ZM55 180V179H54ZM93 180H95L96 181V179H93ZM155 180V179H154ZM160 180V179H159ZM164 180V179H163ZM169 180V179H168ZM167 180V181H168ZM176 180V179H175ZM178 180H179V178H178ZM195 180V179H194ZM208 180V179H207ZM235 180V179H234ZM233 180V181H234ZM10 181V182H11ZM24 181V180H23ZM44 181V180H43ZM42 181V186H43V184H45V182H43ZM61 181V180H60ZM59 181V182H60ZM85 181V180H84ZM161 181V180H160ZM159 181V182H160ZM171 181V180H170ZM216 181H217V178H216ZM220 181V180H219ZM230 181V180H229ZM239 181V180H238ZM237 181V182H238ZM240 181H241V179H240ZM243 181V180H242ZM245 181V180H244ZM27 182V181H26ZM50 182V181H49ZM55 182V181H54ZM57 182V181H56ZM55 182V183H56ZM62 182V181H61ZM158 182V184H160ZM212 182H213V180H212ZM223 182V181H222ZM227 182V181H226ZM231 182V181H230ZM236 182V183H237ZM248 182V181H247ZM246 182V183H247ZM255 182V183H254ZM256 182L257 183H259V184H256ZM2 183V182H1ZM0 183V184H1ZM7 183V182H6ZM6 183H4V184H6ZM22 183H24V182H22ZM30 183V182H29ZM35 183V182H34ZM51 183V182H50ZM52 183H53V181H52ZM67 183V182H66ZM91 183V182H90ZM173 183H174V181H173ZM177 183V182H176ZM210 183V182H209ZM215 183V182H214ZM225 183V182H224ZM231 183H233V182H231ZM244 183V182H243ZM8 184V183H7ZM25 184V183H24ZM59 184V183H58ZM101 184V183H100ZM166 184V183H165ZM179 184V183H178ZM219 184H221L220 182H219ZM228 184H229V182H228ZM248 184V183H247ZM248 184V185H249ZM255 184V185H254ZM9 185V184H8ZM7 185V186H8ZM10 185H9V187H10ZM35 185V184H34ZM62 185V184H61ZM189 185V184H188ZM214 185V184H213ZM250 185V186H251ZM262 185V184H261ZM5 186V185H4ZM26 186V185H25ZM39 186H41V185H39ZM53 186H54V184H53ZM56 186V185H55ZM161 186V185H160ZM178 186V185H177ZM215 186H217V185H215ZM233 186V185H232ZM239 186V185H238ZM256 186V187H255ZM6 187V186H5ZM34 187H37L38 188V186L37 185H35ZM52 187V186H51ZM57 187V186H56ZM163 187H165V186H163ZM169 187V186H168ZM176 187V186H175ZM185 187V186H184ZM211 187V186H210ZM220 187V186H219ZM226 187V186H225ZM264 187V186H263ZM27 188V187H26ZM43 188V187H42ZM49 188V187H48ZM65 188V187H64ZM77 188V187H76ZM158 188H159V186H158ZM162 188V187H161ZM222 188V187H221ZM221 188H219V189H221ZM233 188H235V187H233ZM238 187H236L235 189H237ZM251 188V187H250ZM30 189V188H29ZM28 189V190H29ZM51 189H53V188H51ZM61 189H62V187H61ZM89 189V188H88ZM147 189V188H146ZM155 189V188H154ZM173 189V188H172ZM181 189V188H180ZM213 189V188H212ZM216 189V188H215ZM223 189V188H222ZM228 189H229V186H228ZM228 189H226V191L228 190ZM232 189V188H231ZM234 189V190H235ZM247 189H249V187L247 188ZM5 190V189H4ZM7 190H8V187H7ZM12 190V191H13ZM25 190H27V189H25ZM31 190V189H30ZM49 190V189H48ZM56 190V189H55ZM58 190V189H57ZM59 190H60V188H59ZM96 190V189H95ZM171 190V189H170ZM178 190V189H177ZM217 190V189H216ZM252 190V189H251ZM1 191V190H0ZM24 191V190H23ZM23 191H21V194H24V198L26 199H24L23 200V198L22 197H20L21 198V200H22V202L23 201H25V202H27L28 204H32V203H35L34 202V198H33V196H34V194L32 195V194H29L28 192H23ZM33 191H35V190H33ZM41 191V190H40ZM52 191V190H51ZM165 191H167V190H165ZM187 191V190H186ZM220 191H224L225 192V188L223 189V190H220ZM229 191V190H228ZM242 191H244V190H242ZM249 191V190H248ZM247 191V192H248ZM14 192V191H13ZM18 192V193H19ZM23 192V193H22ZM44 192V191H43ZM47 192V191H46ZM53 192H54V190H53ZM59 192V191H58ZM62 191H60L59 193H61ZM71 192V191H70ZM104 192V191H103ZM178 192V191H177ZM176 192V193H177ZM213 192H216V191H213ZM230 192V193H229ZM228 193L231 195L232 193V191H229ZM240 192H241V189H240ZM250 192V191H249ZM255 192H256V190H255ZM32 193V192H31ZM40 193V192H39ZM42 193V192H41ZM45 193V192H44ZM83 193V192H82ZM166 193V192H165ZM164 193V194H165ZM180 193V192H179ZM208 193V192H207ZM212 193V192H211ZM211 193L209 194V197H210V195H211ZM218 193V192H217ZM220 193V192H219ZM236 193V192H235ZM243 193V192H242ZM260 193V192H259ZM262 193V192H261ZM260 193V194H261ZM46 194H48V193H46ZM50 194V193H49ZM160 194V193H159ZM215 194V193H214ZM223 194V193H222ZM227 194V192H225V195ZM248 194V193H247ZM251 194V193H250ZM250 194H248V195H250ZM254 194V193H253ZM41 195V194H40ZM74 195V194H73ZM181 195V194H180ZM221 195V194H220ZM228 195V194H227ZM233 195V194H232ZM1 196H3V195H1ZM5 196V195H4ZM8 196V195H7ZM21 196V195H20ZM45 196V195H44ZM51 196V195H50ZM67 196V195H66ZM65 196V197H66ZM102 196V195H101ZM229 196V195H228ZM235 195H233V197H234ZM244 196H245V194H244ZM260 196V195H259ZM15 197H17L16 195H15ZM64 197V198H65ZM74 197V196H73ZM98 197V196H97ZM106 197V196H105ZM195 197V196H194ZM208 197V196H207ZM222 197H223V195H222ZM230 197V196H229ZM232 197V196H231ZM238 197V196H237ZM241 197V196H240ZM249 197V196H248ZM252 196H250V198H251ZM255 197V196H254ZM258 197V196H257ZM11 198V197H10ZM14 198V197H13ZM20 198H18V199H20ZM58 198V197H57ZM90 198V197H89ZM218 198H219V196H218ZM221 198V197H220ZM239 198V197H238ZM237 198V199H238ZM263 198V197H262ZM0 199H4V198H0ZM9 199V198H8ZM16 199V198H15ZM45 199V198H44ZM168 199H170V198H168ZM177 199V198H176ZM194 199V198H193ZM196 199V198H195ZM224 199V198H223ZM226 199V198H225ZM224 199V200H225ZM234 199H235V197H234ZM233 199V200H234ZM237 199L235 200V201H237ZM243 199H245V198H243ZM246 199H247V197H246ZM261 199V198H260ZM259 199V200H260ZM7 200V199H6ZM12 200V199H11ZM10 200V203L12 202ZM14 200V199H13ZM40 200V199H39ZM38 200V201H39ZM84 200V199H83ZM109 200V199H108ZM186 200V199H185ZM203 200H205V199H203ZM209 200V199H208ZM213 200V199H212ZM217 200V199H216ZM227 200H228V198H227ZM231 200V199H230ZM249 200V199H248ZM253 200V199H252ZM254 200H255V198H254ZM1 201V200H0ZM5 201V200H4ZM9 200H7V202H8ZM170 201V200H169ZM176 201V200H175ZM188 201V200H187ZM207 201V200H206ZM218 201H219V199H218ZM222 201V200H221ZM232 201V200H231ZM249 201H251V200H249ZM256 201H257V198H256ZM6 202V203H7ZM58 202V201H57ZM101 202V201H100ZM105 202V201H104ZM108 202V201H107ZM233 202V201H232ZM239 202V201H238ZM244 202V201H243ZM253 202V201H252ZM259 202V201H258ZM258 202H256V203H258ZM2 203H4V202H1V204ZM10 203H8V205L10 204ZM12 203H15V201L14 202H12ZM18 203V202H17ZM24 203V202H23ZM56 203V202H55ZM67 203V202H66ZM103 203V202H102ZM113 203V202H112ZM185 203V202H184ZM190 203V202H189ZM224 203V202H223ZM226 203V202H225ZM247 203V202H246ZM262 203V202H261ZM21 204V203H20ZM20 204H19V206H20ZM49 204V203H48ZM92 204V203H91ZM169 204V203H168ZM228 204H229V202H228ZM234 204H235V202H234ZM233 204V205H234ZM239 204V203H238ZM260 204V203H259ZM3 205V204H2ZM4 205H6L5 203H4ZM90 205V204H89ZM103 205V204H102ZM175 205V204H174ZM185 205V204H184ZM220 205V204H219ZM219 205H218V207H219ZM225 205H227V204H225ZM225 205H220V206H225ZM232 205V206H233ZM239 205H241V204H239ZM247 205V204H246ZM255 205V204H254ZM1 206V205H0ZM14 206H15V204H14ZM28 206V205H27ZM111 206V205H110ZM179 206V205H178ZM227 206H229V205H227ZM231 206V205H230ZM257 206V205H256ZM259 206V205H258ZM6 207V206H5ZM137 207V206H136ZM176 207V206H175ZM186 207V206H185ZM235 207V205L233 206V208ZM237 208H238V206H236ZM242 208H243V206H241ZM241 207H239L240 209H241ZM249 207V206H248ZM263 207V206H262ZM262 207L261 208H258L259 209V211L260 210H262ZM7 208V207H6ZM21 208H22V206H21ZM53 208V207H52ZM51 208V209H52ZM145 208V207H144ZM180 208H182V207H180ZM198 208V207H197ZM215 208V207H214ZM232 208V209H233ZM236 208V209H237ZM239 208L236 210L237 212H238V210H239ZM246 208L247 207H245V211H246V213H247V211L249 210V208H248V210H246ZM1 209H2V211L4 212V210H3V206L1 207ZM23 209V208H22ZM58 209V208H57ZM67 209V208H66ZM82 209V208H81ZM176 209V208H175ZM199 209V208H198ZM197 209V210H198ZM210 209V208H209ZM219 209V208H218ZM221 209V208H220ZM253 209V208H252ZM13 210H15L14 212L16 213V210H17V213L18 212H22V210L19 208V207H16V209H14L13 208ZM19 210V211H18ZM55 210V209H54ZM91 210V209H90ZM181 210V209H180ZM215 210V209H214ZM226 210V209H225ZM242 210V209H241ZM244 210V209H243ZM49 211H50V209H49ZM62 211V210H61ZM105 211V210H104ZM173 211H174V209H173ZM228 211V210H227ZM233 211H235V209L233 210ZM252 211V210H251ZM264 211V210H263ZM2 212V213H3ZM5 212L7 213V211L5 210ZM55 212V211H54ZM59 212H60V210H59ZM108 212V211H107ZM221 212H222V210H221ZM229 212V211H228ZM244 212V211H243ZM250 212V211H249ZM248 212V213H249ZM194 213V212H193ZM204 213V212H203ZM219 213V212H218ZM233 213V212H232ZM239 213V212H238ZM247 213V214H248ZM252 213H253V211H252ZM258 213V212H257ZM261 213V212H260ZM264 213V212H263ZM1 214V213H0ZM5 214V213H4ZM9 214L10 213H8V218H5V217H7L6 215H4V216H2L1 217V215H0V222H2L5 226H7L8 228H10L11 229V231H12V228H11V226H10V224L11 223H9ZM24 215V217H25V219L27 218H29V217H26V213H23ZM55 214H56V212H55ZM143 214V213H142ZM179 214V213H178ZM214 214V213H213ZM231 214V213H230ZM241 214V213H240ZM243 214V216H244V214H245V212L244 213H242ZM251 214V213H250ZM12 215V214H11ZM11 215H10V217H11ZM21 215V214H20ZM19 214L17 215L18 217L20 216ZM51 215V214H50ZM115 215V214H114ZM138 215V214H137ZM175 215V214H174ZM187 215H188V213H187ZM197 215V214H196ZM199 215V214H198ZM205 215V214H204ZM219 215V214H218ZM229 215V214H228ZM237 215V214H236ZM252 215H254V213L252 214ZM16 216V217H17ZM47 216V215H46ZM171 216V215H170ZM221 216V215H220ZM225 216H227V215H225ZM245 216H247V215H245ZM257 216V215H256ZM255 216V217H256ZM13 217V216H12ZM16 217H14L13 219H15ZM22 217V216H21ZM182 217V216H181ZM202 217H203V215H202ZM207 217V216H206ZM210 217V216H209ZM213 217H215V215L213 216ZM223 217V216H222ZM230 217V216H229ZM233 217V216H232ZM236 217V216H235ZM248 217V216H247ZM246 217V218H247ZM249 217H250V215H249ZM252 217V216H251ZM258 217V216H257ZM262 216H261V214H260V218H261ZM53 218H54V216H53ZM86 218V217H85ZM115 218V217H114ZM175 218V217H174ZM199 218V217H198ZM219 218V217H218ZM224 218V217H223ZM264 218V217H263ZM16 219H18V218H16ZM16 219H15V221H16ZM24 219V220H25ZM46 219H48V218H46ZM196 219V218H195ZM231 219V218H230ZM235 219V218H234ZM233 219V221H235ZM239 219H240V217H239ZM248 219V218H247ZM251 219H253V218H251ZM262 219V218H261ZM22 220H23V218H22ZM28 220H30V218L28 219ZM28 220H26V224H27V222H28ZM169 220V219H168ZM203 220V219H202ZM206 220V219H205ZM216 220V219H215ZM220 220V219H219ZM218 220V221H219ZM222 220V219H221ZM232 220V219H231ZM255 220V219H254ZM264 220V219H263ZM12 221V220H11ZM10 221V222H11ZM14 220H13V222L14 223H16ZM79 221V220H78ZM136 221V220H135ZM159 221V220H158ZM211 221H212V219H211ZM227 221V220H226ZM232 221V222H233ZM261 221V220H260ZM12 222V223H13ZM31 221H29L28 223H30ZM173 222V221H172ZM175 222V221H174ZM201 222V221H200ZM223 222V221H222ZM237 222V221H236ZM242 222H243V220H242ZM246 222V221H245ZM256 222V221H255ZM255 222H254V224H255ZM19 223V222H18ZM39 223H41V222H39ZM38 223V224H39ZM177 223V222H176ZM205 223V222H204ZM207 223V222H206ZM210 223V222H209ZM230 223V222H229ZM248 223V222H247ZM251 223V222H250ZM250 223H248V224H250ZM257 223V222H256ZM262 223V222H261ZM1 224V223H0ZM31 224H33L34 225V223H30V225L29 226H31ZM38 224H37V226H38ZM108 224V223H107ZM122 224V223H121ZM185 224V223H184ZM238 224H240V221H239V223ZM242 224V223H241ZM252 224V223H251ZM18 225V224H17ZM39 225H42V224H39ZM44 225V224H43ZM48 225V224H47ZM47 225H45V227L47 226ZM175 225V224H174ZM210 225V224H209ZM228 225V224H227ZM234 225H235V223H234ZM256 225V224H255ZM258 225V224H257ZM1 226V228H2V225H0ZM15 226V225H14ZM13 226V227H14ZM34 226H36V225H34ZM34 226H31L32 228H33V230H34V232H36L35 234H39L38 236H40L41 235V233H42V231L43 232H45V233H47L46 232V230L44 231V229H41L40 227H34ZM139 226V225H138ZM185 226V225H184ZM202 226V225H201ZM211 226V225H210ZM229 227H230V225H228ZM242 226H243V224H242ZM241 226V227H242ZM250 226V225H249ZM249 226L247 227V229L249 228ZM55 227V226H54ZM133 227V226H132ZM150 227V226H149ZM207 227V226H206ZM224 227V226H223ZM227 227V226H226ZM239 227V226H238ZM252 227V226H251ZM251 227H250V229H251ZM255 227V226H254ZM254 227H253V229H254ZM259 228L260 227H262V225L261 226H258ZM264 227V226H263ZM262 227V228H263ZM5 228V227H4ZM8 228H6L7 229V231H8ZM16 228V227H15ZM17 228H18V226H17ZM51 228V227H50ZM68 228V227H67ZM154 228V227H153ZM240 228V227H239ZM238 228V229H239ZM246 228V227H245ZM244 228V229H245ZM20 229V228H19ZM91 229V228H90ZM94 229V228H93ZM136 229V228H135ZM151 229V228H150ZM177 229V228H176ZM206 229V228H205ZM211 229V228H210ZM209 229V230H210ZM230 229V228H229ZM235 229V228H234ZM241 229V228H240ZM242 229H243V227H242ZM249 229V230H250ZM1 230V229H0ZM4 230V229H3ZM25 230V229H24ZM27 230V229H26ZM32 230V231H33ZM55 230V229H54ZM60 230H61V228H60ZM140 230V229H139ZM146 230V229H145ZM178 230V229H177ZM200 230H202V229H200ZM207 230V229H206ZM216 231H217V228L215 229ZM257 230V229H256ZM2 231V230H1ZM0 231V232H1ZM19 231V230H18ZM21 231V230H20ZM20 231H19V233H20ZM31 231V232H32ZM52 231V230H51ZM103 231V230H102ZM213 231H214V229H213ZM216 231L214 232V233H216ZM241 231V230H240ZM245 231V230H244ZM243 231V232H244ZM255 231V230H254ZM260 231H262V230H260ZM10 232V231H9ZM15 232V231H14ZM22 232H23V230H22ZM49 232V231H48ZM122 232V231H121ZM138 232V231H137ZM187 232V231H186ZM209 232V231H208ZM234 232V231H233ZM16 233V232H15ZM18 233V234H19ZM57 233H58V230H57ZM56 232L54 233V234H57ZM65 233V232H64ZM210 233V232H209ZM214 233H212V234H214ZM242 233V232H241ZM246 233H249V232H246ZM259 233V232H258ZM262 233L264 234V232L262 231ZM2 234H3V232H2ZM1 233H0V235H2ZM18 234L16 235V236H18ZM23 234V233H22ZM44 234V233H43ZM49 234V233H48ZM53 234V233H52ZM52 234H51V236H52ZM62 234V233H61ZM141 234V233H140ZM186 234V233H185ZM184 234V235H185ZM228 234V233H227ZM244 234H245V232H244ZM32 235V234H31ZM45 235V234H44ZM47 235V234H46ZM45 235V236H46ZM58 235V234H57ZM70 235V234H69ZM250 235V234H249ZM248 235V236H249ZM23 236V235H22ZM35 236V235H34ZM50 234H49V236L47 237V239L49 238L50 239ZM63 237L65 236V235H62ZM116 236V235H115ZM114 236V237H115ZM204 236V235H203ZM216 236V235H215ZM246 236H247V234H246ZM252 236H253V234H252ZM256 236V235H255ZM264 236V235H263ZM262 236V237H263ZM4 237V236H3ZM37 237V236H36ZM59 237H60V235H59ZM113 237V238H114ZM202 237V236H201ZM211 237V236H210ZM228 237H230V235L228 236ZM0 238H2V237H0ZM17 238V237H16ZM20 238V237H19ZM54 238H55V235H54ZM53 238V240H55L56 238V240H58V236L54 239ZM61 238V237H60ZM66 238V237H65ZM68 238V237H67ZM128 238V237H127ZM243 238V237H242ZM241 238V239H242ZM253 238V237H252ZM254 238H256V237H254ZM264 238V237H263ZM18 239V238H17ZM21 239H22V237H21ZM37 239V238H36ZM52 239V238H51ZM94 239V238H93ZM186 239V238H185ZM208 239V238H207ZM228 239V238H227ZM226 239V240H227ZM245 239H247L246 237H245ZM69 240V239H68ZM117 240V239H116ZM138 240V239H137ZM136 240V241H137ZM141 240V239H140ZM220 240V239H219ZM218 240V241H219ZM234 240V239H233ZM251 240V239H250ZM256 240V239H255ZM259 240V239H258ZM37 241V240H36ZM60 241H62V240H58V242H60ZM66 240H64V242H65ZM85 241V240H84ZM109 241H110V239H109ZM134 241V240H133ZM132 241V242H133ZM142 241V240H141ZM177 241H179V240H177ZM208 241H210L209 239H208ZM238 241V240H237ZM243 241V240H242ZM245 241V240H244ZM21 242V241H20ZM44 242V241H43ZM53 242V241H52ZM56 243H57V241H55ZM63 242V243H64ZM68 243H69V241H67ZM103 242V241H102ZM213 242V241H212ZM215 242V241H214ZM223 242H225V241H223ZM230 242V241H229ZM239 242V241H238ZM255 242V241H254ZM253 241H252V243H254ZM68 243H67V247L69 246V245H71L70 243H69V245H68ZM135 243V242H134ZM180 243V242H179ZM205 243H207V240H206V242ZM219 242H217L216 244H218ZM231 243V242H230ZM233 243V242H232ZM241 243V242H240ZM239 243V244H240ZM245 243H250V241L248 242V240H247V242H245ZM256 243H258V242H256ZM261 243V242H260ZM260 243H258V244H260ZM263 243V242H262ZM51 244V243H50ZM54 244V243H53ZM53 244H52V246H53ZM58 244V243H57ZM73 244V243H72ZM77 244V243H76ZM85 244V243H84ZM90 244V243H89ZM102 244V243H101ZM106 244V243H105ZM115 244V243H114ZM208 244V243H207ZM216 244H215V246H216ZM56 245V244H55ZM62 245V244H61ZM64 245H66V244H64ZM62 246V247H65L66 248V246ZM92 245V244H91ZM113 245V244H112ZM192 245V244H191ZM209 245V244H208ZM207 245V246H208ZM222 245V244H221ZM227 245H228V242H227ZM241 245V244H240ZM244 245V244H243ZM60 246V245H59ZM87 246V245H86ZM99 246V245H98ZM101 246H103V244L101 245ZM100 246V247H101ZM134 246V245H133ZM137 246V245H136ZM140 246V245H139ZM173 246V245H172ZM177 246H178V244H177ZM193 246V245H192ZM205 246V245H204ZM219 246V245H218ZM236 246V245H235ZM249 246V245H248ZM261 246V244L259 245V247ZM55 246H53V248H54ZM89 247V246H88ZM96 247V246H95ZM182 247V246H181ZM201 247V246H200ZM230 247V246H229ZM245 246H243V248H244ZM250 247V246H249ZM257 246H254V248L257 250V252L259 253L258 255H260V253L264 250L263 248L264 247H260V248H262L263 250L261 251V252H259V250L256 248ZM72 248V247H71ZM75 248V247H74ZM74 248H72V250L74 249ZM99 248V247H98ZM111 248V247H110ZM132 248V247H131ZM150 248V247H149ZM177 248V247H176ZM207 248V247H206ZM225 248H227L226 246H225ZM240 248V247H239ZM60 249V248H59ZM62 249V248H61ZM64 249V248H63ZM69 249V248H68ZM139 249V248H138ZM179 249H181V248H179ZM203 249V248H202ZM214 249H215V247H214ZM231 249H232V247H231ZM230 249V250H231ZM235 249V248H234ZM250 249V248H249ZM50 250V249H49ZM52 250V249H51ZM65 250V249H64ZM66 250H67V248H66ZM75 250H76V248H75ZM74 250V251H75ZM78 250V249H77ZM112 250V249H111ZM125 250V249H124ZM151 250V249H150ZM207 250V249H206ZM216 250V249H215ZM225 250V249H224ZM229 250V251H230ZM236 250V249H235ZM237 250H238V248H237ZM245 251H246V249H244ZM252 250V249H251ZM250 250V252H252ZM79 251V250H78ZM109 251V250H108ZM107 251V252H108ZM115 252H116V250H114ZM119 251V250H118ZM117 251V252H118ZM143 251V250H142ZM181 251V250H180ZM209 251V250H208ZM220 251V250H219ZM249 251V250H248ZM54 252V251H53ZM56 252V251H55ZM87 252V251H86ZM98 252V251H97ZM105 252V251H104ZM106 252V253H107ZM179 252V251H178ZM224 252V251H223ZM233 252H234V250H233ZM240 252V251H239ZM256 252V251H255ZM72 253V252H71ZM100 253V252H99ZM105 253V254H106ZM111 253H112V251H111ZM114 253V252H113ZM121 253V252H120ZM124 253V252H123ZM159 253V252H158ZM172 253V252H171ZM177 253V252H176ZM185 253H187V252H185ZM210 253V252H209ZM216 253V252H215ZM234 253H236V252H234ZM253 253V252H252ZM69 254H70V252H69ZM109 254V253H108ZM230 254V253H229ZM242 253H240L239 255H241ZM250 254V253H249ZM254 255H255V253H253ZM62 255V254H61ZM77 255V254H76ZM113 255H116V254H113ZM113 255L112 256H110V258L111 259H115V258H113ZM119 255V254H118ZM123 255V254H122ZM156 255V254H155ZM185 255H187V254H185ZM212 255V254H211ZM236 255V254H235ZM238 255V256H239ZM243 255V254H242ZM72 256V255H71ZM78 256V255H77ZM83 256V255H82ZM150 256V255H149ZM160 256V255H159ZM182 256V255H181ZM188 256V255H187ZM246 256V255H245ZM256 256V255H255ZM254 256V257H255ZM55 257V256H54ZM67 257H69V256H67ZM67 257H65V258H67ZM95 257V256H94ZM93 257V258H94ZM106 257H108V255H106ZM122 257V256H121ZM126 257V256H125ZM124 257V260L126 259ZM128 257V256H127ZM209 257H211L210 255H209ZM231 257H234V256H231ZM236 257V256H235ZM248 257H250L251 258V255L250 256H248ZM2 258V257H1ZM4 258V257H3ZM84 258V257H83ZM117 258H118V256H117ZM136 258V257H135ZM143 258V257H142ZM176 258V257H175ZM177 258H178V256H177ZM189 258V257H188ZM207 258V257H206ZM218 258V257H217ZM229 258V257H228ZM238 258V257H237ZM236 258V259H237ZM244 258V257H243ZM8 259V258H7ZM12 259V258H11ZM69 259V258H68ZM84 259H86V258H84ZM88 259V258H87ZM86 259V260H87ZM120 259V258H119ZM118 259V260H119ZM128 259H129V257H128ZM131 259V258H130ZM184 259V258H183ZM209 259V258H208ZM233 259V258H232ZM253 259H255V258H253ZM258 259V258H257ZM259 259H260V257H259ZM6 260V259H5ZM5 260H4V262H5ZM13 260V259H12ZM14 260H15V262H16V264H20V262L19 261H17L15 258H14ZM74 260V259H73ZM80 260H82V259H80ZM90 260V259H89ZM105 260V259H104ZM103 260V261H104ZM113 260H110V261H113ZM123 260V259H122ZM122 260H120V261H122ZM168 260V259H167ZM180 260V259H179ZM182 260V259H181ZM186 260V259H185ZM210 260H211V258H210ZM214 260V259H213ZM234 260V259H233ZM241 260V259H240ZM70 261V260H69ZM88 261V260H87ZM95 261V260H94ZM93 261V262H94ZM107 261V260H106ZM115 261H117V260H115ZM129 261H131V260H127V263L126 264H128V262ZM190 261H191V257H190ZM238 261V260H237ZM246 261V260H245ZM244 261V262H245ZM7 262V261H6ZM78 262V261H77ZM123 263H124V261H122ZM212 262V261H211ZM235 262V261H234ZM240 262V261H239ZM261 262H262V259H261ZM263 262H264V260H263ZM2 263V262H1ZM84 263V262H83ZM92 262H90L89 264H91ZM96 263V262H95ZM130 263V262H129ZM146 263V262H145ZM228 263V262H227ZM241 263H243V262H241ZM251 263H252V261H251ZM3 264V263H2ZM5 264V263H4ZM7 264V263H6ZM10 264H12V263H10ZM74 264V263H73ZM79 264V263H78ZM97 264V263H96ZM101 264H105V263H101ZM113 264H119V263H113ZM120 264H121V262H120ZM176 264V263H175ZM179 264H180V262H179ZM186 264V263H185ZM188 264V263H187ZM214 264V263H213ZM240 264V263H239ZM249 264V263H248ZM256 264H257V260H256Z\"/></svg>",
    "mask_w": 264,
    "mask_h": 264
},
{
    "label": "water",
    "instance_id": "obj_3",
    "mask_svg": "<svg viewBox=\"0 0 264 264\" xmlns=\"http://www.w3.org/2000/svg\"><path fill=\"white\" fill-rule=\"evenodd\" d=\"M26 1H27V0H0V2H9V3H12V4H17V3L20 4V3H24V2H26ZM103 72L105 73V74H103V75H105V78L107 79L106 83H107V85L109 86L108 89L111 91L112 96H113V98L115 99V102H116V104L118 105V107H119V109H120V111H121L122 116L124 117V119L126 120V122L131 126V128L133 129L131 123L129 122L128 118L126 117V115H125V113H124V111H123V109H122V107H121L119 101L117 100V98H116V96H115V94H114L113 88H112V86L110 85V78L108 77V74H106L105 71H103Z\"/></svg>",
    "mask_w": 264,
    "mask_h": 264
}]
</instances>
